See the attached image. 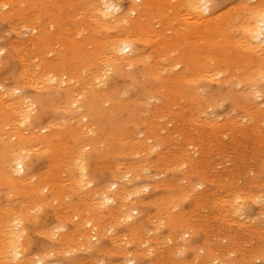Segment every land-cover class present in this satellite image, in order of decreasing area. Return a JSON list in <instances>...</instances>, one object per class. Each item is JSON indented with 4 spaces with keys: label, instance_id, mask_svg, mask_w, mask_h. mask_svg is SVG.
<instances>
[{
    "label": "bare ground",
    "instance_id": "1",
    "mask_svg": "<svg viewBox=\"0 0 264 264\" xmlns=\"http://www.w3.org/2000/svg\"><path fill=\"white\" fill-rule=\"evenodd\" d=\"M0 1H2V0H0ZM6 1H8V0H6ZM26 0H21V1H18V0H16V2H19V5H21V4H24V2H25ZM35 1V0H34ZM37 1V0H36ZM39 1V0H38ZM37 1V2H38ZM40 1H42V0H40ZM39 1V3L40 4H44V7L43 8H45L46 9V11L45 12H47V10H48V12L47 13H49V12H51L52 14V17H53V12L55 11V13H56V10H58V8H60V10L62 9V7H63V12H65L64 11V7H66L65 8V10H66V13H68L67 12V10L70 8V9H73L74 8V6H73V4L72 3H66V1H65V4L63 3V5H61V1L60 2H58L57 0V2H55V0L53 1V0H50V1H53V4H52V11H49V6L47 5V4H45L43 1L42 2H40ZM48 1V0H47ZM50 1H48V3H50ZM70 1V0H69ZM72 1V0H71ZM116 1V0H115ZM213 1L214 0H131L130 1V7H129V9L128 10H126V11H122L121 10V7H120V5H118L117 3H115L114 2V0H82V3H83V5H82V14L80 15L81 17L79 18V16H78V18H79V20L81 19L82 21L81 22H79V20H78V18H75V16H74V14L72 13V12H70V13H72V16L71 17H74V21L76 22L77 20H78V23H79V25H80V27L82 26L83 28H81L82 29V31H81V29L79 30V32H78V34L81 32L82 33V38L80 39V41L78 40V42H74L73 43V39H72V41H69L68 43H66V42H64V38L62 39V38H59V37H57V36H55V37H57V38H54V37H52L51 39H50V41H52V44H57L58 43V45L60 44V46H61V48L59 49V51H57L56 49L52 52L51 51V53H54L55 51V57L54 58H52L51 56H53L51 53V55L49 56L50 57V59H51V61H44V59H43V61L44 62H40L38 65L36 64V62H35V65H36V68L34 67V68H31L33 65H31V67H30V64L31 63H27V66L28 67H24V69H22L23 70V72H22V82L21 83H19L18 82V84L16 83L17 81H20L19 80V78H18V80H16V82H14V83H16V84H14V85H16L15 87H11V88H5V86H1L0 85V89L2 90L1 92H0V187H4V188H6V189H11V188H13L12 190H17V188H15V187H17L18 186V184L20 183V184H23V185H25L27 188H24V190L23 189H21V190H18V191H20L19 193L20 194H22L23 192H26V195L29 197V199L31 200V195H39L40 194V196H38V198H40L39 200H38V198H35L34 196H32L34 199H37L38 200V202H37V204H35L34 206H36V207H31L32 209L31 210H34V208H37V206L39 207V202L41 201V204H44L45 205V207L44 208H46V204L47 205H49L51 202H52V200L54 201V200H57V202H58V200L59 199H57L58 197H59V194H61V192H62V190L60 191V189H58L60 186H59V184L58 183H55L54 181H55V179H56V177H60L61 176V174L62 173H64L63 171H64V169L65 168H67V169H65V170H68L69 168H70V166H73L74 164H75V167L73 168V167H71V169L72 170H70L69 169V174H67V175H72V174H74L75 173V171H77L78 173L77 174H75V176H76V179H71L70 177H69V180L71 179V180H73L74 182L73 183H76L77 184V186L80 188V190H81V188H83V187H85L86 185H91L90 184V182L88 181V174L86 173V170H87V168H88V165H85V167L87 166V168L85 169V167H84V164H85V162L83 161L84 160V158H83V160H82V157H78L77 155H80V152L82 153L83 152V154H81L82 156L84 155V153H86V152H84V151H86V149H89L90 147H92V148H95L94 149V151H96V153H98V156H100V158H101V156L103 157L104 156V154L106 155V153H107V148H110L111 149V147H114V149L115 148H117V147H115L114 145H116V144H114L113 145V142H112V144L111 145H109V144H106V141L103 139L104 137L103 136H105V134H107L108 136H110V137H112V138H117V140H120V141H118V142H125V135L123 134V132L124 131H127V130H124V129H122V130H124V131H122L121 130V128H127L128 126H130V125H128L127 127H122L121 125L119 126V129H117L116 130V128H115V126H116V124H117V119L116 118H118L117 116H121V115H125L127 118H129V120L130 119H132V121H131V123H132V125H133V122H134V124H135V126L137 127V128H133L134 130L135 129H138L139 128V125L140 124H136V120H137V122L140 120L141 121V119H139V118H136L137 117V115H138V112H136V111H138L137 109L139 108V107H141V108H139V110L140 109H142V108H144L145 107V105L144 104H141V102L138 100L137 102H134V106L133 107H136L137 109H135V110H133L132 108H131V106L133 105V104H131L132 102L131 101H127V102H124V103H126V105L124 106V107H121V108H119V109H113V106H111V108L109 107H106V104L108 103V102H110V100H113V99H115V91H110V89L109 90H106V88H105V84H107V83H105L106 82V80H107V78H110V76H109V74L111 75V77H113V76H115V75H117V74H119V73H123L125 70H126V68H127V70L128 69H131V68H134V67H137V66H139L140 68V76H139V79H140V77L142 78V81H144L145 83H137L138 85H141V87H143L144 88V91H145V93H147L148 95L150 94H152V97H153V95H159V96H162V97H164L165 99H167V100H170L172 97H175V98H178V96H179V98L178 99H180V100H178V102L179 101H182L181 99H182V95H184V94H186V95H188V97H191V104L194 102V104H192V105H197V109L199 108V107H201V106H203V105H201L202 103H203V101H206V100H210L212 97H213V99H214V97L216 96V95H213V94H210L209 93V89H208V87L206 86V84H207V79H204L205 81H206V83L204 84L206 87H203L202 89L204 90V92H202L204 95H202V94H200L199 92H198V90H200L199 89V86H198V79L200 78H202V76L204 77L205 76V74H206V69L208 68V66L209 67H211V70L213 69L214 70V68H212V67H217L216 65L214 66V64H212V63H214L212 60V62L211 61H209L208 59L209 58H211V57H213V59H214V57H216V59H214V60H217V62L220 60L219 58L220 57H222L221 56V53H223L226 57H227V55H229V57L226 59V64H225V58L224 57H222V60H223V62H222V60H220L221 62H222V64H225V66H227V64L229 65V61H230V59L229 58H233L234 57V59L236 58L235 57V55L237 56L238 54H240V56L242 57V60L241 61H243V63H244V66L246 65H249L248 67H249V72L251 73V75H252V71H251V69L253 70V74H254V72H255V74L256 73H258V75L260 74V76H261V74L262 73H264V44H262V41H264V35H255V34H257V33H260L261 32V28H260V17H259V13H260V11H261V8L262 7H264V0H260L259 2H256V4H254L255 2L254 1H252V0H245V1H243V2H241L240 4H238L237 5V7L235 6V10H233L234 11V13H235V18H233V15L231 14V16L230 15H224V14H226L227 12H229L228 10H230V9H227L226 8V10L225 11H227V12H225V13H222V14H220V12L219 13H215L214 11H213V9H212V3H213ZM46 2V1H45ZM55 2V3H54ZM64 2V1H63ZM1 3V2H0ZM28 3V2H27ZM39 3H37V4H39ZM253 3V4H252ZM1 4H3V6H4V9H5V7H7V6H9V8H10V6H11V8L13 7L12 5H10L11 3L10 2H5V0H4V2H2ZM0 4V6L2 7V5ZM13 4H18V3H13ZM207 5L208 6V8H207V11H204L203 10V8H202V6L203 5ZM30 5H31V3H30ZM26 5H22V8H24ZM78 6V5H77ZM109 6H111V7H109ZM21 7V6H20ZM26 8V7H25ZM230 8V7H229ZM234 8V7H233ZM3 9V10H4ZM7 9V8H6ZM6 9H5V11H6ZM37 9V8H36ZM9 9H7V11H8ZM11 10H13V9H11ZM9 11V16H10V18H9V20L11 19V18H14L17 14H15L13 11H15V10H13V11ZM60 10H58V11H60ZM1 11H2V9H1ZM31 11H32V8H31ZM33 11H35V7L33 8ZM3 12V11H2ZM24 12H27V11H24ZM36 12L37 11H35V14H36ZM38 12L40 13V11L38 10ZM78 12V11H77ZM222 12V11H221ZM28 13V12H27ZM31 13V12H30ZM60 13H61V11H60ZM59 13V14H60ZM75 13V12H74ZM132 13H135V15H132ZM231 13H233V12H231ZM22 15H23V11H22V13H21ZM21 14H19L20 15V17L22 16ZM41 14H46V13H44L43 11L41 12ZM41 14H39L40 16H43V15H41ZM77 14V13H76ZM80 14V13H79ZM219 14V15H218ZM7 15L8 14H6V17H7ZM33 14L31 13V16H32ZM38 15V14H37ZM37 15H33V17L32 18H36L35 16H37ZM67 16H68V14H66ZM18 16V15H17ZM16 16V17H17ZM38 17V18H36L35 20L33 19V21L31 22V23H33L34 21H35V23H39L40 21V19H41V17ZM45 16H47V14L45 15ZM49 17H51L50 16V13H49V15H48ZM226 16H228V17H226ZM29 17V16H28ZM233 19H232V18ZM8 18V17H7ZM7 18H5V19H7ZM18 18H19V16H18ZM22 18V17H21ZM26 18V17H25ZM59 18V17H58ZM62 18V17H61ZM69 18V17H68ZM20 19V18H19ZM23 19H24V17H23ZM50 19H52V21L55 19H53V18H50ZM27 20H28V18H27ZM30 20V19H29ZM56 20V19H55ZM8 21V20H7ZM68 21V20H67ZM72 21V20H71ZM125 21H127V23H125ZM186 22L188 25L186 26V25H183L184 24V22ZM20 22H21V20H20ZM19 22V23H20ZM51 22V20L49 21V23ZM75 22H74V24H75ZM235 22H237V23H235ZM17 23V22H16ZM18 23V24H19ZM21 23H23V22H21ZM78 23H77V25H78ZM82 23V24H81ZM185 23V24H186ZM29 24V23H28ZM34 24V23H33ZM37 24H34L35 26H37ZM47 24V23H46ZM51 25H52V22L50 23ZM58 24V23H57ZM17 25V24H16ZM27 25V24H26ZM34 25H32V26H34ZM181 25H182V27H185L186 26V31H182V28H181ZM18 26H21L20 24L18 25ZM31 26V25H30ZM31 26V27H32ZM45 25H43V27H44ZM47 26H49V24L47 25ZM53 26V25H52ZM57 26V25H56ZM23 27V26H22ZM22 27L20 28V31L22 30ZM25 27V26H24ZM51 27V26H50ZM157 27L158 28H160V29H157ZM17 29H19L18 27H16ZM26 29H28V28H26L25 27V31L27 32L28 30H26ZM39 29L40 28H38V27H34V28H32V29H29V30H31V33H32V35H31V33H30V35H31V37L32 38H30V39H32V41L31 40H29V38H28V36L26 37V38H28V40L30 41L29 43H33L32 44V46L34 45V51L36 52V54H39V55H46L45 54V51H47L48 52V50H46L47 49V44L45 45L44 44V42H43V40L42 39H36V37H34V33H38L39 32ZM68 28H66V30H67ZM184 29V28H183ZM40 30H43L42 28L40 29ZM66 30H65V32L64 31H62V33H63V35L65 34L66 35ZM19 30H18V32H20ZM44 32H45V30H43ZM47 31H49V30H47ZM51 31V30H50ZM55 31V30H54ZM76 31V30H75ZM15 32H17V31H15ZM24 32V30L22 31V33ZM43 32V33H44ZM51 32H53V31H51ZM11 33H14V31L13 32H11ZM10 33V34H11ZM237 33H238V35H237ZM15 34H17V33H15ZM48 34H49V32H48ZM70 34V33H69ZM9 35V34H8ZM19 35H20V33H19ZM24 35V34H23ZM44 35V34H43ZM46 35V34H45ZM63 35L61 34V36L63 37ZM21 36V35H20ZM50 36H52L51 34H50ZM44 37V36H43ZM69 37V36H68ZM21 38H22V36H21ZM34 38H35V40H34ZM38 38V37H37ZM39 38H42V37H39ZM67 38V37H66ZM70 38V37H69ZM25 39V38H24ZM3 40V39H2ZM5 40V39H4ZM16 40V39H15ZM20 40H23V39H20ZM49 40V39H48ZM16 41H18V40H16ZM77 41V40H76ZM200 41H203V43L205 44V46H207L206 48L203 46L204 44L203 43H200L199 44V42ZM20 42V41H19ZM25 42H26V39H25ZM12 43V42H11ZM10 43V44H11ZM14 43V42H13ZM21 43V42H20ZM18 44V43H17ZM201 44H202V48L200 47L201 46ZM150 46L151 47V49H152V51H151V49H150V51H148V52H150V54L147 52H145L144 50H142V49H140V46H142V47H145V46ZM200 45V46H199ZM12 46H14L13 44H12ZM11 46V47H12ZM22 46V45H21ZM20 46V47H21ZM31 45L29 44V47H30ZM51 46V45H50ZM125 46H127V50H125ZM208 46H209V48H208ZM10 47V46H9ZM16 47V46H15ZM197 47L199 48L200 47V49H197ZM204 48H205V51L206 50H209V52L207 51V53L205 52V51H203L204 50ZM208 48V49H207ZM232 48V49H231ZM234 48H238L237 50H238V52H240V53H238V52H236V54L235 53H232V51H233V49ZM1 49H2V47L0 48V51H1ZM4 49H7V48H4ZM30 49H31V47H30ZM230 49L232 50L231 51V53L233 54L231 57H230V55H231V53H229L230 52ZM240 49V50H239ZM53 50V49H52ZM235 50V49H234ZM2 51H3V49H2ZM8 51V50H7ZM21 51V50H20ZM202 51L204 52V53H206V54H203L202 53ZM23 52V51H22ZM33 52V51H32ZM244 52V53H243ZM9 53V52H8ZM154 53L155 54H157V56L155 57V55H154ZM241 53H243V54H241ZM3 54H5V53H3ZM2 54V55H3ZM19 54H21V52L19 53ZM23 54V53H22ZM21 54V55H22ZM25 54H26V52H25ZM25 54H23L24 56H25V58H26V55ZM235 54V55H234ZM254 54H256V56H257V58H256V60H255V57H254ZM18 55V54H17ZM28 55H30V54H28ZM31 55H33L32 53H31ZM38 55V56H39ZM49 55V54H48ZM217 55H220V57L218 58L217 57ZM249 55H253V57H250ZM1 56V55H0ZM10 56H12V54L10 55ZM37 56V57H38ZM17 57V56H16ZM20 57V58H19ZM21 57L22 56H18V60H20L21 61V63H24V61L23 60H21ZM30 58H31V56H29ZM33 57V56H32ZM37 57H36V59H37ZM47 57V56H46ZM245 57V58H244ZM250 57V58H249ZM10 58V57H9ZM14 58V57H13ZM34 58V57H33ZM43 58H45V56H43ZM218 58V59H217ZM231 58V59H232ZM237 58H240L239 56H237ZM252 58H254V60L252 59ZM39 59H40V57H39ZM38 59V60H39ZM233 59V60H234ZM244 59L245 60H247L246 61V64H245V61H244ZM31 60V59H30ZM34 60V59H33ZM41 60H42V58H41ZM228 60V61H227ZM237 59H235V61H236ZM239 60V59H238ZM253 60V61H252ZM23 61V62H22ZM241 61H239V63H241ZM249 61V62H248ZM28 62V61H27ZM33 62V61H32ZM39 62V61H38ZM210 62V63H209ZM238 61H236L235 63H234V65H236V63H237ZM1 63V62H0ZM26 63V62H25ZM220 63V62H219ZM231 63V62H230ZM238 63V64H239ZM33 64H34V62H33ZM209 64H212V65H209ZM217 64V63H216ZM233 64V63H232ZM23 65V64H22ZM21 65V66H22ZM218 65V64H217ZM240 65V64H239ZM222 66H224V65H222ZM250 66H252L251 67V69H250ZM227 67H229L230 68V66H227ZM226 67V68H227ZM23 68V67H22ZM177 68H181V70H179V71H176V69ZM229 68H227V70L229 69ZM222 69H223V67H222ZM236 69L240 72V70H242L241 68L239 69V68H237L236 67ZM233 70L232 69V72H234V71H237V70ZM244 69V68H243ZM246 69H248L247 67H246ZM126 70V74H127V72H129V70L127 71ZM178 70V69H177ZM227 70H225V67H224V69H223V71H222V74H223V72H224V74H225V72L227 71ZM231 71V70H230ZM229 71V72H230ZM166 73V75H164L165 73ZM228 72V71H227ZM228 72V73H229ZM249 72L247 71V70H245L244 71V74H243V77L242 78H240V80L238 81V82H240V84H237L236 82H237V80H236V82H233V83H236L237 85H244V87L246 88V89H242V92H243V90L245 91V90H247V89H249L250 90V94H252V98L255 96V98H257V97H259V96H263V94H264V92H263V94L261 95V91L259 90V88H258V82H259V77H258V75H256V77H254L255 79H258L257 81L256 80H254V78H251V77H253V75L251 76L250 74H249ZM125 73V72H124ZM134 73V72H133ZM164 73V74H163ZM213 74L215 73L216 74V72H212ZM221 74V71L220 72H217V75L218 74ZM227 73V74H228ZM135 74V73H134ZM136 74H138L139 75V73H136ZM136 74L135 75H133V77L135 78V76H136ZM212 74V75H213ZM214 74V76H216L215 78H217L218 79V77H217V75H215ZM227 74H225V75H227ZM230 74V73H229ZM232 74H234V73H232ZM237 74H238V72H237ZM236 74V75H237ZM20 75H21V73H20ZM132 74H128V76L131 78L132 76H131ZM138 75L136 76V77H138ZM207 75H209V74H206V76ZM109 76V77H108ZM124 76H125V74H124ZM127 76V77H128ZM205 76V77H206ZM210 77H214V76H211V75H209ZM208 76V79L210 78ZM230 76L231 77H233V79H231V78H229L228 76V78L230 79V82L229 83H231V80L232 81H235L234 80V78L236 77L235 75H231L230 74ZM11 78H12V76H10ZM9 77V78H10ZM132 77V78H133ZM207 78V77H206ZM215 78H212V79H210L211 81H213V79H215ZM221 78H222V76H221ZM1 79H2V77H1ZM4 79V78H3ZM106 79V80H105ZM238 79V78H237ZM5 80V79H4ZM8 81L10 80L11 81V79H7ZM202 80H203V78H202ZM201 80V81H202ZM220 80V83H222V84H225V83H223L222 81L223 80H225V77H224V79L222 80V79H219ZM110 81V80H109ZM141 81V82H142ZM209 81V80H208ZM215 81V80H214ZM213 81V83H215ZM218 81V80H217ZM216 81V82H217ZM226 81H227V79H226ZM229 81V80H228ZM228 81L226 82V83H228ZM263 81V80H262ZM120 82H122V80H120ZM140 82V81H139ZM109 83V82H108ZM218 83V82H217ZM120 84V83H119ZM117 84L118 86H125L124 84L122 85V84ZM116 85V86H117ZM226 85V84H225ZM231 85V84H230ZM235 84H233V86H234ZM237 85H236V87H237ZM127 86V85H126ZM134 86V85H133ZM132 86V87H133ZM148 86H150V88H151V90H148L147 88H148ZM131 87V88H132ZM135 87L136 86H134L133 87V89H135ZM236 87H235V89L234 90H236ZM27 88H32V89H34L35 91H37L38 92V94H35V95H33L32 96V94L30 95V94H28L29 96H25V94H23L25 91L24 90H26ZM109 88V87H108ZM107 88V89H108ZM126 87H124V89H125ZM127 88H130V86L129 87H127ZM201 88V87H200ZM231 88H232V86H231ZM238 88V87H237ZM119 89H122V88H118V91H119ZM238 89H240V88H238ZM238 89L236 90V91H238ZM127 90V89H126ZM126 90H123V91H126ZM202 90V91H203ZM248 90V91H249ZM230 91V90H229ZM262 91H264V90H262ZM129 92H132V91H128L127 90V93L129 94ZM220 91H218V92H216V93H218L217 94V97H218V95L220 94L219 93ZM228 92V91H227ZM235 92V91H234ZM125 93V92H124ZM239 93H240V91H239ZM247 93H249V92H246L245 91V94H247ZM34 94V93H33ZM224 94V93H223ZM236 94L239 96L240 94H238L237 92H236ZM121 95V94H120ZM122 95H124V94H122ZM138 95V94H137ZM222 95V94H221ZM220 95V96H221ZM230 94L229 93H227V94H225V96H223V97H226V96H229ZM243 95V94H242ZM249 95V94H248ZM181 96V97H180ZM185 96V95H184ZM124 97H126V99H128V96H124ZM134 97H136V96H134ZM149 97H151V96H149ZM185 97H187V96H185ZM184 97V98H185ZM241 97V96H240ZM251 97V96H250ZM117 98V97H116ZM120 98V97H119ZM119 98H118V100H119ZM122 98H123V96H122ZM131 98V97H130ZM154 98V97H153ZM153 98H152V101H153ZM183 98V101L185 100ZM222 98V97H221ZM228 98V97H227ZM254 98V99H255ZM262 98V97H261ZM260 98V99H261ZM141 99V98H140ZM154 99H156V98H154ZM213 99H211V101L213 100ZM219 99V98H218ZM217 99V100H218ZM116 100V99H115ZM123 100H124V98H123ZM131 100H133V96H132V99ZM156 100H158L159 101V99H156ZM221 100H225V99H221ZM227 101H228V99H226ZM233 100V99H232ZM235 100V99H234ZM241 100H243V98L241 97ZM256 100V99H255ZM257 100H259V99H257ZM256 100V101H257ZM126 101V100H125ZM135 101V100H134ZM183 101H182V103H183ZM185 101H187V100H185ZM216 101V100H215ZM214 101V102H215ZM236 101H240V100H236ZM247 101V100H246ZM246 101H244V102H246ZM148 102V101H147ZM172 102H174V101H172ZM176 102H177V100H176ZM175 102V103H176ZM209 102V101H208ZM208 102H206L207 104H208ZM218 103H219V101H217ZM216 102V103H217ZM222 102H224V101H222ZM226 102V101H225ZM235 102V101H234ZM112 103V102H111ZM160 103H162V102H160ZM210 103V102H209ZM216 103H214V104H216ZM220 103H221V101H220ZM219 103V104H220ZM249 102H247V105H249L248 104ZM258 103V102H257ZM150 104H152V102L150 103ZM158 104V103H157ZM184 104V103H183ZM183 104H181L180 103V105H182V106H187V104L186 105H183ZM210 104H212V103H210ZM219 104H216V105H219ZM223 104V103H222ZM234 104V103H233ZM236 104V103H235ZM238 104V107H243V106H246L247 107V105H245V103L243 104L242 102H241V104H243V106H240L239 105V102L237 103ZM251 104H254V103H251ZM260 104H261V102H260ZM262 104H264V102L262 103ZM108 105V104H107ZM112 105V104H111ZM142 105H144V107L142 106ZM148 105V104H147ZM146 105V106H147ZM162 105V104H161ZM173 105V104H172ZM176 106H180L179 105V103H178V105L177 104H175ZM256 105V104H255ZM47 106V107H46ZM109 106H110V104H109ZM149 106V105H148ZM152 106V105H151ZM157 106V105H156ZM159 106V105H158ZM182 106H181V110H184L185 111V109H182ZM213 106V105H212ZM212 106L210 105V107L212 108ZM221 106H223V105H221ZM251 106H254V105H251ZM250 105L248 106V108L249 107H251ZM259 106V105H258ZM257 105H256V108H259ZM264 106V105H263ZM119 107V106H118ZM168 107V106H167ZM183 107V108H184ZM187 107H189V106H187ZM192 107V106H191ZM207 106H204L203 108H206ZM209 107V106H208ZM237 107V108H238ZM116 108V107H115ZM168 108H170V110H172L171 108H173V106L172 107H168ZM176 108V107H175ZM175 108H173V110H174V112H175ZM218 108V107H217ZM216 108V109H217ZM221 108V107H220ZM252 108V107H251ZM255 108V109H256ZM261 108H262V106H261ZM264 108V107H263ZM47 109H49V110H53L54 111V113H56L57 115H60L59 117L61 118H63L62 120H63V123H60L59 124V122L61 121H58V124H50L49 123V125L48 126H46V127H44V128H37L36 127V125H35V120H39L38 118H39V115H41L42 113L44 114V110H46L47 111ZM146 108H144L143 109V111L145 110ZM166 109V108H165ZM164 109V110H165ZM196 108H191V110L189 109V111H191V113L190 114H188L189 113V111H185V112H188L187 114L188 115H194V114H196L197 112H195V111H198V113L196 114V116L199 114V109L198 110H195ZM208 109V108H207ZM206 109V110H207ZM219 109V108H218ZM254 109V108H253ZM255 109H254V111H255ZM260 109V108H259ZM48 110V111H49ZM148 110V109H147ZM146 110V113L148 112V113H150V111L148 110L147 111ZM162 109L159 107V108H157V112L159 113L160 111H161ZM167 110V109H166ZM165 110V113L166 112H169V111H166ZM173 110L171 111V112H173ZM178 110H180V109H178V107H177V110L176 111H178ZM192 110H194V112L192 111ZM209 110V109H208ZM215 110V109H214ZM242 110H244V109H242ZM246 110V109H245ZM248 110V109H247ZM246 110V111H247ZM249 110L250 111H248L249 113H251L252 111H251V109L249 108ZM163 111V110H162ZM204 111V110H203ZM231 111H233V114H234V116H235V113H234V109L232 110L231 109ZM263 111V110H262ZM261 110L259 111L260 113L262 112ZM36 112H39L38 114L36 113ZM145 112V111H144ZM143 112V113H144ZM170 112V113H171ZM180 113L179 114H181L180 115V117H183L184 115H187L186 113L184 114V113H182V111H179ZM205 112V111H204ZM203 112V113H204ZM264 112V111H263ZM50 113V112H49ZM145 113V114H146ZM161 113H163V112H161ZM193 113V114H192ZM200 113H202L201 112V110H200ZM202 113V116L204 115V116H208V114H206V113H204L203 114ZM231 114H232V112H230ZM246 113V112H245ZM35 114H37L38 115V117H35ZM52 115H53V113H51ZM143 115L142 117L144 118V117H147L146 115ZM166 114H168V113H166ZM182 114H184L183 116H182ZM214 114V113H213ZM232 114V115H233ZM264 114V113H263ZM141 115L142 114H140V115H138V116H140V118H141ZM150 115V114H149ZM229 115V114H228ZM231 115V116H232ZM243 115V114H242ZM255 115V114H254ZM259 115H261V114H259ZM42 116H44V115H42ZM46 116H48V115H46ZM45 116V117H46ZM124 116V117H125ZM158 117H159V115H157ZM163 116H164V114H163ZM162 115H160V118L161 117H163ZM166 116V115H165ZM199 116H201V115H198L197 117H199ZM201 116V117H202ZM211 116H213V115H211ZM211 116L209 115L208 116V119H207V122H208V126H207V128L209 127V126H211L209 123L211 122V124L214 122V124L216 125V124H218V123H215V121L214 120H218L219 119V117H216V115H215V119L213 118V120H211L210 118H211ZM262 116V115H261ZM260 116V117H261ZM264 116V115H263ZM124 117H123V119H124ZM158 117H157V119H158ZM167 117H168V115H167ZM174 117V116H173ZM178 117H179V115H178ZM179 117V118H180ZM195 117V116H194ZM194 117H192L193 119H194V121L195 120H197V119H195ZM200 117V118H201ZM210 117V118H209ZM225 117V116H224ZM237 117V116H236ZM239 117L240 118H242L240 115H239ZM248 117V116H247ZM251 117V116H250ZM253 117V116H252ZM51 118V117H50ZM165 119H166V117H164ZM169 118V117H168ZM167 118V119H168ZM179 118H177V116H176V119L178 120ZM185 118H187V117H185ZM185 118H183L184 120H187V119H192L191 117H189V118H187V119H185ZM203 118H207V117H203ZM218 118V119H217ZM232 118V117H231ZM245 117H243V119H244ZM49 119V118H48ZM48 119H46V120H48ZM52 119V118H51ZM122 119V118H121ZM122 119V120H123ZM170 119V118H169ZM192 119V120H193ZM220 119H222V118H220ZM219 119V120H220ZM225 119V118H224ZM232 119H234V117L232 118ZM231 119V120H232ZM235 119H237V118H235ZM235 119H234V121H228V122H226V123H230V122H232V123H236L239 119H237V121H235ZM246 119V118H245ZM245 119L244 120H239L238 122L241 124V122L242 121H245ZM256 119V118H255ZM151 120V119H150ZM149 119H145L144 120V122L145 123H143V124H145L146 125V123L148 124V122L150 121ZM159 120H163V118H161V119H159ZM172 120H175V119H172ZM171 120V121H172ZM177 120H176V122H177ZM180 120V119H179ZM192 120H189V121H191V124H193V122H192ZM206 120V119H205ZM208 120H211V121H208ZM223 120V119H222ZM225 120H227V119H225ZM43 121H45L44 119H42V122ZM52 121V120H51ZM57 121V120H56ZM125 121L126 120H124V124H125ZM128 121V120H127ZM143 121V120H142ZM169 121V120H168ZM200 121H202V123H203V119L202 120H200ZM247 121H249V120H247ZM253 121H255V120H253ZM46 122V121H45ZM47 122H49V121H47ZM46 122V123H47ZM54 122V121H53ZM62 122V121H61ZM83 122L84 123H86L85 125L83 124ZM150 122H156V120L155 119H153V120H151ZM149 122V123H150ZM173 122V121H172ZM181 122H182V120H181ZM217 122H219V121H217ZM121 124H122V122H120ZM119 123V124H120ZM139 123V122H138ZM162 123H165V122H162ZM168 123H171L170 121L169 122H167L166 123V125H168ZM197 123H201V122H197ZM219 123H222V121H220ZM224 123V122H223ZM225 123V124H226ZM235 123H234V125H235ZM239 123H236V125L237 124H239ZM245 123V122H244ZM253 123V122H252ZM257 123H258V121H257ZM257 123H253L254 124V126H256L255 124H257ZM261 123V124H260ZM263 122L262 121H260L259 123H258V125H264V124H262ZM44 124V123H43ZM48 124V123H47ZM150 124H153V123H150ZM149 124V125H150ZM156 124V123H155ZM161 124V123H160ZM184 124H186V121H185V123ZM183 124V125H184ZM204 125L206 124L207 125V123L205 122V123H203ZM123 125V124H122ZM145 125H141L140 127H142V126H145ZM157 125H159L158 123L156 124V126ZM193 125H195V123L193 124ZM202 125V124H201ZM201 125H196V126H200L201 127ZM204 125H203V127H204ZM219 125V124H218ZM232 125V124H231ZM233 125V126H234ZM126 126V125H125ZM189 126V125H188ZM187 126V127H188ZM195 126V127H196ZM213 126V125H212ZM220 126V125H219ZM225 126V125H224ZM226 126H227V124H226ZM225 126V127H226ZM260 126V127H261ZM158 127V126H157ZM157 127H155L156 129H157ZM186 127V126H185ZM190 128H192V127H194V126H192V125H190L189 126ZM221 127V126H220ZM259 126H258V128H260ZM129 128V127H128ZM152 128V127H151ZM161 128H163V126L162 127H160V128H158L157 130H160ZM164 128H167L166 126L164 127ZM189 128V129H190ZM196 128H198V127H196ZM253 128V127H252ZM257 128V129H258ZM264 128V127H263ZM89 129V130H88ZM130 130L132 129V128H129ZM150 129V128H149ZM148 129V130H149ZM155 129V130H156ZM186 129V128H185ZM193 129V128H192ZM210 129V128H209ZM212 129V128H211ZM221 129V128H220ZM223 129V128H222ZM88 130V131H87ZM151 130H153L154 131V128L153 129H151ZM162 130V129H161ZM167 130H169V128L167 129ZM191 130V129H190ZM225 129H223L222 131H224ZM246 130H248V129H246ZM249 130H250V127H249ZM108 131H110L109 133H107ZM115 131H117V134H116V132ZM137 131V130H136ZM139 131V130H138ZM137 131V132H138ZM143 131V130H142ZM146 131V130H145ZM144 131V132H145ZM165 131V130H164ZM163 130H162V132H164ZM175 131H177V130H175ZM180 131H182V129L180 130ZM207 131V130H206ZM217 131V130H216ZM228 131V130H227ZM231 131V130H230ZM264 130H262V132H263ZM93 133L92 135H90V133ZM134 132V131H133ZM133 132H132V135H130L131 137L133 136ZM144 132H142V133H144ZM147 132V131H146ZM145 132V133H146ZM155 132V131H154ZM154 132H153V134H154ZM168 132V131H167ZM166 132V133H167ZM174 132V131H173ZM172 131H171V134L170 135H172V133H173ZM184 131H182L181 133H183ZM186 132H189V131H186ZM211 132V131H210ZM215 132V131H214ZM225 132V131H224ZM224 132H223V134L222 135H224ZM232 132V131H231ZM234 132V131H233ZM89 133V134H88ZM130 133V132H129ZM129 133H126L127 134V136H128V134ZM155 133H157V132H155ZM158 133H159V131H158ZM158 133L156 134V135H158ZM135 134V133H134ZM152 134V137L154 138V135ZM179 134V133H178ZM218 135H219V133H217ZM216 134V135H217ZM137 135V134H136ZM135 135V136H136ZM142 135L143 134H141V137H142ZM145 135V134H144ZM156 135H155V138L154 139H157L156 138ZM159 135H161V132L159 133ZM168 135V134H167ZM214 135V134H213ZM212 134L210 135V136H213ZM222 135H220V137L222 136ZM258 135V134H257ZM135 136H133L134 138H135ZM137 136H139V135H137ZM149 136H151V134L149 133ZM162 136V135H161ZM160 136V137H161ZM163 136H164V134H163ZM206 136V135H205ZM256 136V135H255ZM258 136H262L261 134L260 135H258ZM106 137V136H105ZM144 137H147L146 135L144 136ZM159 137V138H160ZM174 137H178V135L177 136H175L174 135ZM174 137L172 136V138L174 139ZM180 137V136H179ZM187 137V136H186ZM192 137H193V135H192ZM196 137V136H195ZM201 137V136H200ZM199 136L197 137V138H200ZM251 137V136H250ZM134 138H132V139H134ZM138 138V137H137ZM140 138V137H139ZM168 138V136L167 137H165L164 136V139H167ZM170 138H171V136H170ZM171 138V139H172ZM181 138V137H180ZM180 138H178L179 140H180ZM189 138V137H188ZM213 140L215 139L214 137H211ZM222 138V137H221ZM220 138V139H221ZM254 138V137H253ZM141 139V138H140ZM150 139V138H149ZM170 139V141L171 142H173L172 140ZM183 139V138H182ZM185 139V138H184ZM219 139V138H218ZM68 140V141H67ZM71 141V143H72V145H70V141ZM128 140V142L130 143V141H129V139H127ZM138 140V139H137ZM142 140V139H141ZM145 142H146V140L145 139H143ZM142 140V141H143ZM151 140H153V139H151ZM150 140V141H151ZM163 140V139H162ZM179 140H178V142H179ZM203 140V139H202ZM205 140V139H204ZM204 140H203V142H204ZM252 140V139H251ZM73 141V142H72ZM108 141V143H110L109 142V140H107ZM135 141V140H134ZM143 141V142H144ZM174 141H176L175 139H174ZM182 141V140H181ZM187 141V140H186ZM199 141V140H198ZM212 141V140H211ZM211 141L209 142L210 144H211ZM115 142V141H114ZM127 142V141H126ZM133 142V141H132ZM131 142V143H132ZM135 142H137V141H135ZM142 142V143H143ZM148 142V141H147ZM146 142V143H147ZM152 142V141H151ZM150 142V143H151ZM164 142V141H163ZM182 142H184V141H182ZM181 142V143H182ZM195 142V141H194ZM196 142H197V140H196ZM213 142V141H212ZM254 142V141H253ZM116 143V142H115ZM140 143H141V141H140ZM141 143V144H142ZM153 143H154V141H153ZM155 143H157V142H155ZM167 143H169V142H167ZM175 143V142H174ZM173 143V144H174ZM202 143V142H201ZM209 143L207 144L208 146H209ZM120 143H118L116 146H118ZM126 144H128V143H126ZM126 144H122L124 147L123 148H125V146H126ZM145 143H143L142 145H144ZM149 144V143H148ZM213 144V143H212ZM211 144V145H212ZM108 145H109V147H108ZM113 145V146H112ZM122 145H120V147L122 146ZM129 145V144H128ZM131 145V144H130ZM135 145H136V143H135ZM140 145V144H139ZM139 145H136L137 146V148H138V146ZM154 145V144H153ZM165 145L167 146L168 144H166V141H165ZM164 145V146H165ZM175 145V144H174ZM184 145H185V143H184ZM191 145H193V144H191ZM196 145V144H195ZM194 145V146H195ZM206 145V144H205ZM111 146V147H110ZM155 146L157 147V146H159L158 144L156 145L155 144ZM169 146H170V143H169ZM169 146H167L168 147V150H169ZM182 146V145H181ZM194 146H190L189 144L187 145V146H185V147H191V149H192V151H187V154H192L193 152H194V154H192V156L190 155V157L192 158V157H195L194 155L196 154V152L198 153V151H196L197 150V148L196 147H198V145L195 147L196 148V150L194 151L193 150V147ZM119 147V146H118ZM134 146H131L130 148H132V152L134 151L135 152V148H133ZM143 147H145V146H143ZM147 147V146H146ZM154 147V146H153ZM153 147H150L151 148V151H153V150H156V147H154L155 149H153ZM166 147V148H167ZM171 147H174V146H171ZM176 147H180V145L179 146H177V144H176ZM205 146H203V148H204ZM41 148H44L43 149V153H45L48 157H49V159H50V162H51V165L50 164H48V165H50V166H52V168H51V170L49 171L50 172V174H51V178L50 179H48V177H45L46 176V174H48L45 170H44V172H43V174H42V172H41V174L43 175V177H45L46 179V182H44L43 181V177H42V175L41 174H36V173H34V171L30 168V165H29V155H28V152H30L32 149L33 150H35V149H37V150H39V149H41ZM140 148V147H139ZM159 148H161V146H159ZM184 148V147H183ZM183 148H179V149H183ZM194 148V149H195ZM113 149V148H112ZM128 148H126V150H127ZM148 149V148H147ZM153 149V150H152ZM177 149L178 148H176V151H177ZM190 149V148H189ZM93 151V149H90V151L89 150H87V152H92ZM129 150V149H128ZM127 150V151H128ZM144 150V149H143ZM150 150V149H149ZM167 150V149H166ZM170 150H172V149H170ZM185 150V149H184ZM199 151H200V149H198ZM40 152H41V150H39ZM39 151H37L38 153H39ZM78 152L79 154H77L76 155V157H74L73 155H75V152ZM115 151V150H114ZM125 151V150H124ZM123 151V154L122 155H124V156H127V155H125L124 152ZM138 151H140V150H138ZM138 151H136L137 153H140V152H138ZM142 151V150H141ZM150 151V152H151ZM164 151V150H163ZM163 151H161V152H163ZM33 152H35V151H33ZM36 152V153H37ZM76 152V153H77ZM116 152V151H115ZM114 152V153H115ZM133 152V153H134ZM145 152V151H144ZM143 151H142V153H144ZM149 151H147L146 150V152L145 153H147V154H149L148 153ZM155 151H153V153H151V154H156V153H154ZM168 152V151H167ZM169 152H171V151H169ZM175 152V151H174ZM179 152H181L180 150H179ZM183 152V151H182ZM184 152H186V151H184ZM192 152V153H191ZM36 154V155H40V154ZM132 153V154H133ZM172 153V152H171ZM201 153V152H200ZM119 154V153H118ZM127 154V153H126ZM128 154H129V152H128ZM141 154V153H140ZM140 154H138L137 156H139L140 157ZM150 154V155H151ZM161 154V153H160ZM181 154V153H180ZM186 154V153H185ZM89 155V153L87 154V155H84L83 157H85V156H88ZM144 155V154H143ZM164 155V154H163ZM162 155V156H163ZM167 155H168V153H167ZM166 155V156H167ZM173 155V154H172ZM71 156H73V159L72 160H76V161H78L77 163H73V165H71L72 164V161H71V163L70 162H68L69 163V165H66V159L69 157V159H71ZM107 156V155H106ZM113 156V155H112ZM121 156V155H120ZM129 156V155H128ZM133 156H136V154L135 155H133ZM162 156H160L159 155V157H162ZM171 156V155H170ZM198 156H200L199 154H198ZM110 157H111V155H110ZM113 157H116V156H113ZM164 157V156H163ZM176 157H180V155L179 156H175V157H173V159H175ZM32 157H30V159H31ZM38 158H40V157H38ZM109 157H106V159H108ZM141 158H143L142 156H141ZM185 157H182L181 156V159H184ZM195 158H197V157H195ZM33 159V158H32ZM35 159V158H34ZM67 160V161H70V160ZM98 159H99V157H98ZM105 159V158H104ZM111 159V158H110ZM114 159V158H113ZM145 158H143V160H144ZM166 159V158H165ZM164 159V160H165ZM181 159H179V160H181ZM186 159V158H185ZM188 159H190L189 157H188ZM193 159V158H192ZM191 159V160H192ZM263 159V158H262ZM36 160V159H35ZM103 160V159H102ZM160 160V159H159ZM158 160V161H159ZM163 160V161H164ZM178 160V159H177ZM211 160V159H210ZM65 161V162H64ZM75 161V162H76ZM88 161H91V160H87V162L86 163H90V162H88ZM96 161H98V160H96ZM100 161V160H99ZM112 160H110V162H111ZM114 161V160H113ZM115 161H116V159H115ZM157 161V163H159ZM161 161H162V158H161ZM160 161V162H161ZM170 161H172V159L170 160ZM175 161V160H174ZM173 161V162H174ZM49 162V163H50ZM92 162V161H91ZM107 162V161H106ZM109 162V161H108ZM109 162V163H110ZM118 162V161H117ZM116 162V163H117ZM129 162V161H128ZM140 162L142 163V161L140 160ZM139 162V163H140ZM146 162V161H145ZM147 162H149V161H147ZM156 162V161H155ZM191 162V161H190ZM211 163H212V161H210ZM264 162V161H263ZM262 162V163H263ZM93 163H94V161H93ZM99 163H101V164H99L100 165V167H101V165L103 164L102 162H99ZM116 163H115V165H116ZM125 164H126V162H124ZM124 163H121V164H124ZM133 163H135V162H133ZM137 163V162H136ZM149 163H151L150 165H149V167H151V165L153 164L152 163V161L151 162H149ZM149 163H146V164H149ZM157 163L156 164H153V165H155L154 167H156L157 166ZM170 163V162H169ZM172 163V162H171ZM192 163V162H191ZM210 163V164H211ZM114 163H112V165H113ZM117 164H119V163H117ZM144 164V163H143ZM143 164L141 165V164H138V165H141V166H143ZM146 164H145V166H146ZM175 164V163H174ZM174 164H172V165H174ZM176 164H178V163H176ZM175 164V165H176ZM197 164V163H196ZM212 164H214V163H212ZM98 165V166H99ZM104 165H106V167H107V164H104ZM103 165V166H104ZM109 165V164H108ZM128 165H129V163H128ZM136 166H138L137 164H135ZM135 165L134 164H130L128 167H126V172L124 173V175L122 176V173H123V171H125L124 169V167L126 166H124V167H121V166H119L118 167V165L117 166H112V167H117L116 169H118L117 171L118 172H116L115 174V176L117 177L116 179V181H115V183H113V184H109V188H105V189H100L101 188V186H100V188L98 187L97 189H94V191H93V195L92 196H94V199L95 200H97L96 201V203H93L94 202V199L93 200H91V201H88V202H91V203H93L92 204V206H94V207H92V206H90V207H92V209H94V210H98V211H96L97 212V214L95 215V217H93V220H91L92 218L91 217H89V218H91V219H88V221L86 222V223H84L85 221H81L82 223H84V225L85 226H90V228L89 229H91L92 228V230H93V232H95L94 231V229L96 230V229H98L99 230V227H102L101 225V223H102V221L103 220H101L102 218H100V209H104V208H111V206H113V205H115V204H117V205H120V206H117V207H115V206H113V207H115L116 209H114V210H109V212H110V214L113 216V215H115V214H117V216L119 215L120 217L119 218H121V219H118V220H123V221H125V222H131L134 218H133V216H134V214H136V211H134V210H136L135 208H134V204L132 203V204H129L128 203V201L130 200H132V198L134 197V196H137V195H139L140 194V192L142 191V188H143V186H142V188L140 187H137V186H133L132 187V189L131 190H129L130 188H126L127 186H128V184H132L133 185V183L135 182V180L136 179H139V177L141 178V175L140 174H142V173H140L139 175L140 176H138V174H136L137 172H135L134 171V168H135ZM153 165H152V167H153ZM174 165V166H175ZM193 165V164H192ZM195 165V164H194ZM198 165V164H197ZM241 165V164H240ZM239 165V166H240ZM262 165H264V163L262 164ZM69 166V167H68ZM96 165H94V167H95ZM97 166V167H98ZM145 166L144 167H142V169L143 168H145ZM160 166V165H159ZM159 166H157L158 168H161L162 169V167H164L165 166V164H161V166L159 167ZM177 166V165H176ZM181 167H184V166H182V165H180ZM180 166H177V167H180ZM186 167H187V165H185ZM63 167H64V169H63ZM91 167V166H90ZM96 167V168H97ZM109 167H111V163H110V166ZM108 167V169H110ZM157 167H156V169H157ZM166 167L167 166H165V169H166ZM173 167V166H172ZM171 167V168H172ZM198 167V166H197ZM242 167V166H241ZM264 167V166H263ZM263 167H261V168H263ZM93 168V167H92ZM138 168H139V166H138ZM148 168V167H147ZM204 168H205V166H204ZM213 168V167H212ZM98 169V168H97ZM101 169H102V167H101ZM105 169V168H104ZM107 169V168H106ZM136 169V168H135ZM164 169V168H163ZM167 169L168 170H171L170 168H168L167 167ZM175 169V168H174ZM174 169H172L173 171H175ZM180 169V168H179ZM193 169V168H192ZM191 169V170H192ZM200 169V168H199ZM208 169V168H207ZM94 170H95V168H94ZM110 170H112V168L110 169ZM146 170V169H145ZM145 170H143V171H145ZM171 170V171H172ZM178 169H176V171H177ZM185 170H186V168H185ZM189 171V172H194V170H192V171ZM213 170V169H212ZM147 171V170H146ZM167 171V170H166ZM166 171H164V172H166ZM179 171V170H178ZM177 171V172H178ZM184 170H182V172H183ZM199 171V170H198ZM206 171V170H205ZM209 171H211V170H209ZM237 171V169H235V172ZM148 172V174H149V171H147ZM146 172V173H147ZM157 172H159V171H157ZM161 172H163V170H161ZM177 172H175V173H177ZM181 172V173H182ZM192 172V173H193ZM39 173H40V171H39ZM117 173H119V177H118V175H117ZM145 173V172H144ZM143 173V174H144ZM155 173H156V171H155ZM201 173V172H200ZM207 174H208V172H206ZM158 174V173H157ZM156 174V175H157ZM187 174V173H186ZM189 174L190 173H188V176H189ZM197 174V173H196ZM213 174V173H212ZM211 174V176H213ZM236 174H237V172H236ZM262 174H264V173H262ZM45 175V176H44ZM60 175V176H59ZM67 175H66V177H67ZM150 175V174H149ZM149 175L147 176V178L149 177ZM152 175H154V174H152L151 173V176ZM163 175H165V173L163 174ZM62 176H63V174H62ZM61 176V177H62ZM114 176V175H113ZM129 176H132L131 178H133L131 181H128V182H130V183H128L127 184V186H125V184H124V186H121V187H119V185H118V181L119 180H121L122 178H128ZM203 176V175H202ZM209 176V175H208ZM232 176V175H231ZM231 176H229V177H231ZM235 175H233V177H234ZM257 176V175H256ZM60 177V178H61ZM64 177H65V174H64ZM143 177V176H142ZM154 177V176H153ZM187 177V176H186ZM190 177V176H189ZM203 177H205V175L203 176ZM232 177V178H233ZM253 177V176H252ZM252 177H250V178H252ZM258 178H259V176H257ZM63 178V177H62ZM73 178H74V176H73ZM146 178V177H145ZM150 178V177H149ZM152 178V177H151ZM175 178V177H174ZM202 178V177H201ZM206 178V180L208 179V180H210L212 177H209V178H207V177H205ZM216 178V177H215ZM215 178L213 177L212 179H214L215 180ZM228 178V177H227ZM226 178V179H227ZM231 178V179H232ZM235 178H237V177H235ZM239 178V177H238ZM238 178L237 179H234V180H238ZM256 178V177H255ZM48 179V180H47ZM154 179H156V177L154 178ZM161 179H163V178H161ZM184 179V178H183ZM211 179V181H213ZM221 179V178H220ZM261 179V178H260ZM32 180H36V183H34L35 181H32ZM64 180V182H66L68 179H66V178H64L63 179ZM68 180V181H69ZM140 180V179H139ZM157 180V179H156ZM169 180V179H168ZM168 180H166V181H168ZM175 180V179H174ZM177 180V179H176ZM185 180V179H184ZM184 180H180V181H184ZM188 180H189V178H188ZM223 180V179H222ZM253 180H255V179H253ZM261 180H263V179H261ZM261 180H260V182L259 183H262L261 182ZM67 181V182H68ZM95 183H97V181H95V180H93ZM158 181V180H157ZM218 180L216 179V182H217ZM32 182V183H31ZM126 182V181H125ZM160 182H162V181H160ZM170 183H172V181L170 180L169 181ZM169 182H167L168 184H169ZM179 182V181H178ZM237 182V181H236ZM33 183H34V185H33ZM63 183V182H62ZM68 183H70V181L68 182ZM71 184V183H70ZM70 184H69V186H70ZM75 184V185H76ZM158 184H162V183H158ZM158 184L156 183V186L155 187H157L158 186ZM166 183L164 182V185H165ZM173 184H175L174 182H173ZM187 184V183H186ZM189 184V183H188ZM187 184V185H188ZM198 184H200V186L198 185ZM197 185V187L198 188H201V186H202V184L201 183H198ZM222 184V183H221ZM229 184V183H228ZM72 185V184H71ZM74 185V184H73ZM75 185L73 186V188L75 189L76 187H75ZM113 185H115V187H113ZM152 185V184H151ZM230 185H232V184H230ZM233 185H236V184H233ZM238 185V184H237ZM236 185V186H237ZM244 185V184H243ZM257 185V184H256ZM59 186V187H58ZM65 186V185H64ZM69 186H67L68 188H69ZM146 186V185H145ZM144 186V188L145 189H147V187H145ZM150 186V185H149ZM162 186H163V184H162ZM161 186V187H162ZM182 186V185H181ZM236 186L234 187V188H236ZM67 187H64L63 188V186H61V189L63 188V189H66ZM90 187H92V186H90ZM89 187V188H90ZM163 187H167V185L166 186H163ZM186 187V186H185ZM188 187L190 188V189H194V190H196V185H192V184H189L188 185ZM220 187V186H219ZM233 187V186H232ZM249 187V186H248ZM72 188V187H71ZM78 188V189H79ZM144 188H143V191H145L144 190ZM152 188V187H151ZM150 188V189H151ZM159 188V187H158ZM158 188H156V189H158ZM183 188V187H182ZM181 188V189H182ZM204 188V187H203ZM221 188V187H220ZM231 188V187H230ZM229 188V189H230ZM234 188H232V189H234ZM240 188V187H239ZM91 190H93L92 188H90ZM100 189V190H99ZM140 189H141V191H140ZM155 189V188H154ZM175 189H177V188H175ZM184 189V188H183ZM15 190V191H16ZM71 189H68L67 191H70ZM77 190V189H76ZM148 190V189H147ZM170 190V189H169ZM185 190H186V188H185ZM206 190V189H205ZM239 190V189H238ZM237 190V191H238ZM240 190H242L243 191V189H241L240 188ZM239 190V191H240ZM78 191V190H77ZM77 191H76V194H77ZM85 191V189L83 190V192ZM87 191V190H86ZM85 191V192H86ZM88 191H90V190H88ZM142 191V192H143ZM151 191V190H150ZM241 191V192H242ZM47 192V194L45 195L44 193H46ZM60 192V193H59ZM71 192V191H70ZM81 192V191H80ZM82 192V193H83ZM177 192H179V191H177ZM211 192V191H210ZM216 192H219V190H217ZM231 192V190L229 191L228 190V192H227V194H229ZM236 192V191H235ZM10 192H8L7 193V195H8V198H10L13 194V196L15 197V193H14V191H13V194H12V192L9 194ZM66 193V192H65ZM65 193H63V195H65L64 196V199H65V197H67V195L65 194ZM73 195L75 194V192H71ZM87 193V192H86ZM89 193V192H88ZM147 193V192H146ZM149 193V192H148ZM151 193V192H150ZM154 193V192H153ZM155 193H157V192H155ZM167 193V192H166ZM208 193V192H202V193H200L199 194V197L198 198H201L203 195H206V194ZM213 193H214V191H213ZM233 193H234V191H233ZM237 193V192H236ZM239 193V192H238ZM246 193H248V194H250V192H248V190H247V192L245 191L244 192V194H246ZM12 194V195H11ZM70 194V193H69ZM71 194V195H72ZM79 195H81L80 193H78ZM77 194V195H78ZM90 194V193H89ZM89 194H88V196H89ZM143 194V193H142ZM142 194H141V196H142ZM187 194V192H182L181 194H180V196L181 197H185V196H187L186 195ZM227 194L225 193L223 196L225 197V198H223L222 200H223V202H224V199H226V197L228 198V196H227ZM231 194V193H230ZM263 194V193H262ZM9 195H11L10 197H9ZM71 195H68L69 197H71ZM159 195H160V193H159ZM167 195V194H166ZM173 195V194H172ZM220 195V192L218 193V196ZM237 195V194H236ZM241 195H242V193H241ZM247 195V194H246ZM246 195H245V198H246ZM251 196H252V194H250ZM253 195H255L254 193H253ZM12 196V197H13ZM36 196V197H37ZM60 196H62V195H60ZM87 196V195H86ZM86 196H85V198H86ZM168 196V195H167ZM214 196H215V194H214ZM222 196V195H221ZM251 196H247V198L249 197V199L250 198H252ZM259 195H256V197H258ZM262 196V195H261ZM260 196V197H261ZM11 197V198H12ZM69 197H68V199H69ZM152 197V196H151ZM156 197H158V196H155V199H156ZM173 197V196H172ZM208 197V196H207ZM220 197V196H219ZM237 197H240V196H238L237 195ZM243 197H244V195H243ZM254 197V200H255V196H253ZM259 197V198H260ZM91 198V197H90ZM135 198V197H134ZM161 198H162V196H161ZM171 198V197H170ZM187 198V197H186ZM216 197H214V199H215ZM242 198V197H241ZM246 198V199H247ZM63 199V198H62ZM62 199H60V200H62ZM68 199H65L66 200V203H70L69 202V200ZM152 199V198H151ZM154 199V200H155ZM168 199V198H167ZM212 199H213V197H212ZM211 199V200H212ZM218 199V198H217ZM221 199V198H220ZM230 199V197L228 198V200ZM231 199H232V201H233V198L231 197ZM240 198H238L236 201H238ZM248 199V200H249ZM253 199V198H252ZM263 199V198H262ZM9 200V199H8ZM11 200V199H10ZM36 200V201H37ZM67 200H68V202H67ZM90 200V199H89ZM153 200V201H154ZM189 200V199H188ZM210 200V201H211ZM242 200V199H241ZM243 200H245L244 198H243ZM12 202H11V204L13 203V200H11ZM49 201H51V202H49ZM64 201V200H63ZM93 201V202H92ZM133 201V200H132ZM135 201V200H134ZM141 201V200H140ZM206 201V200H205ZM208 201V200H207ZM212 201H214V200H212ZM211 201V202H212ZM215 201H219V200H215ZM226 202H227V199L225 200ZM231 201V200H230ZM230 201H228V203H226V204H230L231 202ZM32 203H33V200L31 201ZM31 202L29 203V204H31ZM56 202V201H55ZM56 202V203H57ZM145 202V201H144ZM147 202H149V204H152V202L151 201H147ZM151 202V203H150ZM197 202H198V199H197ZM220 202V201H219ZM230 202V203H229ZM245 202V201H244ZM246 202H247V200H246ZM262 202V201H261ZM15 203H17V202H15ZM22 203V202H21ZM24 203L26 204L27 202L26 201H24ZM61 203V205H63L62 204V202H60ZM59 203V204H60ZM63 203H65V202H63ZM65 203V204H66ZM90 203V204H91ZM142 203H143V201H142ZM155 203V202H154ZM158 202H156V206H158V204H157ZM160 203V202H159ZM164 203H165V200H162V204L164 205ZM234 203V202H233ZM255 203H258L257 202V198H256V200H255ZM263 203V202H262ZM9 204H10V202H9ZM8 204V205H9ZM11 204H10V206H11ZM58 204V205H59ZM73 204V203H72ZM74 204H76V203H74ZM89 204V205H90ZM136 205H137V203H135ZM140 204V203H139ZM148 204V203H147ZM161 204V203H160ZM212 206L214 205V204H212V203H210ZM216 204H217V202H216ZM218 204H221V203H218ZM226 204H224V205H226ZM244 204V203H243ZM260 204V203H259ZM17 205H19V204H16V206ZM43 205V206H44ZM51 205H53L52 203H51ZM57 204H55V206H56ZM82 205V204H81ZM80 205V207H81V209H82V207H83V205L81 206ZM144 205H146V202L144 203ZM170 205V204H169ZM231 205V204H230ZM229 205V206H230ZM3 206V205H2ZM5 207H6V205H4ZM13 206V205H12ZM15 205L13 206V207H16ZM21 206H25V207H28V206H26V205H21ZM20 206V207H21ZM29 206H31V205H29ZM42 206V205H41ZM42 206V207H43ZM55 206H53V207H55ZM66 206V205H65ZM65 206H63V207H65ZM70 205H68V206H66V207H69ZM72 206V205H71ZM77 206H78V204H77ZM84 206H86V205H84ZM154 206V205H153ZM155 206V207H156ZM173 206V205H172ZM182 206V205H181ZM180 206V207H181ZM199 206V205H198ZM198 206L196 205L195 207L196 208H198ZM220 206V205H219ZM223 206V205H222ZM248 206V205H247ZM246 206V207H247ZM261 207L260 208H262L259 212H261L262 210H263V207H264V205L262 206V205H260ZM5 207H1L0 206V264H53L52 262H50L49 260H48V257L49 258H52L53 256H51L52 255V252H50V253H48L47 252V254H45V253H43V252H41V253H43V255L42 256H37V257H35L38 253H36V254H33V255H35V256H33V257H30V256H32V255H28V253L27 252H25L24 250H26V245H27V243H28V241H27V243L25 242V240L24 239H26L27 237H25V235H26V231L28 230H26V228H25V225H24V221L27 219L28 220V218H30L26 213H30L31 212V210L29 211V207L28 208H25V210H27L28 209V211H26V212H24L25 210H23L24 208H20L19 207V209H18V206H17V208L16 209H12L11 207V209H12V211L10 212V213H7L6 212V210H8V208L5 210ZM8 207V206H7ZM75 207H76V205H75ZM112 207V208H113ZM170 207V206H169ZM200 207H201V205H200ZM214 207H216V206H214ZM57 207H55V209H56ZM111 208V209H112ZM159 208V207H158ZM203 208H204V206H203ZM202 207L200 208V209H203ZM11 209H9V210H11ZM54 209V210H55ZM65 209V208H64ZM64 209H62V210H64ZM70 209H71V207H70ZM69 209V212L71 211ZM72 209H76V208H72ZM78 209V208H77ZM88 209V208H87ZM86 209V210H87ZM91 209V208H90ZM186 209H187V207H186ZM185 209V210H186ZM214 209V208H213ZM217 209H220V208H217ZM222 209V208H221ZM220 209V210H221ZM239 209V208H238ZM237 209V210H238ZM37 210H39V208H37L35 211H37ZM86 210H85V212L83 213V214H85L86 213ZM89 210V209H88ZM116 210V211H115ZM223 210V209H222ZM248 210V209H247ZM246 210V211H247ZM64 211H66V209L64 210ZM64 211H62V212H64ZM76 211V210H75ZM74 210H72V213L73 212H75ZM114 211V212H113ZM140 211V210H139ZM171 211V210H170ZM189 211V210H188ZM264 211V210H263ZM40 212H41V210H40ZM55 213H56V211H54ZM59 213L61 212V211H58ZM95 212V213H96ZM102 212V211H101ZM172 212V211H171ZM191 212V211H190ZM195 212V211H194ZM201 212V211H200ZM213 212H214V210H213ZM217 212V211H216ZM225 212V211H224ZM245 212V211H244ZM33 213H34V211H33ZM33 213L31 214V215H33ZM58 213V214H59ZM71 213V212H70ZM76 213V212H75ZM78 213V212H77ZM77 213H76V215H77ZM91 214L92 212L91 211H89L88 212V214ZM100 213V214H99ZM143 213H146V211H144ZM166 213V212H165ZM184 213V212H183ZM192 213V212H191ZM191 213H190V215H191ZM236 213V212H235ZM241 213H242V211H241ZM5 214H6V217H3V216H5ZM57 214V215H58ZM68 215H73V214H69V213H67ZM87 214V213H86ZM85 214V215H86ZM148 214H150V213H148ZM170 214V213H169ZM35 216H37L36 214H34ZM33 215V216H34ZM60 216H58V217H60L61 219H62V214L60 213L59 214ZM80 215H81V211H80ZM93 215V214H92ZM143 215V214H142ZM185 215V214H184ZM186 215H187V213H186ZM220 215V214H219ZM262 215V214H261ZM263 215H264V213H263ZM62 216V217H61ZM78 216V215H77ZM82 216V215H81ZM88 216V215H87ZM104 216V215H103ZM112 216H110L109 215V217H106L108 220H109V218H110V220L112 219L111 217ZM116 216V215H115ZM149 216V215H148ZM151 216L152 217H155V216H153L152 214H151ZM160 216H161V214H160ZM162 216H164V215H162ZM221 216V215H220ZM228 216V215H227ZM231 216V215H230ZM233 216V215H232ZM242 216H245V215H242ZM72 217V216H71ZM74 217H76V216H74L73 215V218ZM83 217V216H82ZM86 217V216H85ZM84 217V218H85ZM129 217H131V219L129 220ZM140 217V216H139ZM151 217V218H152ZM157 217V216H156ZM185 217V216H184ZM196 217H198V216H196ZM195 217V218H196ZM221 217H223L224 218V216H223V213H222V216ZM234 217H235V215H234ZM225 217V218H228V220L230 219H232L231 220V222L235 219V218H238V220L241 218L240 217V215H239V217ZM249 218H250V216H248ZM252 217V216H251ZM4 218L6 219V220H4ZM36 218V217H35ZM35 218H33V219H35ZM63 218H65V217H63ZM104 218H105V216H104ZM113 218H114V216H113ZM148 218V217H147ZM165 218V217H164ZM182 218V217H181ZM189 219V217H187L186 216V219ZM191 218H193V217H191ZM199 218V217H198ZM209 218V217H208ZM216 218H217V216H216ZM234 218V219H233ZM58 219V218H57ZM61 219H60V221H61ZM115 219V218H114ZM116 219H117V217H116ZM150 219V218H149ZM156 219V218H155ZM197 219V218H196ZM68 220V219H67ZM69 220H72V219H69ZM118 220L116 221L117 223H119L118 222ZM148 220V219H147ZM153 220V219H152ZM160 220V219H159ZM158 220V221H159ZM210 220V219H209ZM212 220V219H211ZM235 220H237V219H235ZM237 220V221H238ZM248 220V219H247ZM254 220V219H253ZM17 221H19V225H17ZM28 221H31L30 219L28 220ZM40 221V220H39ZM114 221V220H113ZM134 221V220H133ZM155 221H157V220H155ZM180 221H182V220H180ZM192 221V220H191ZM224 221H226V219L224 220ZM244 221V220H243ZM245 221H246V219H245ZM36 221L35 220H33V223H35ZM64 222H66V219H65V221ZM73 222V221H72ZM78 222V221H77ZM105 222V221H104ZM115 222V221H114ZM122 222V221H121ZM120 222V223H121ZM150 222H151V220H150ZM187 222H190V220H188ZM198 222V221H197ZM196 221L194 222V223H197ZM218 222V221H217ZM221 222H223V221H221ZM229 222V221H228ZM234 222V221H233ZM232 222V223H233ZM236 222V221H235ZM247 223H248V221H246ZM245 222V223H246ZM32 223V222H31ZM38 223V222H37ZM67 223H68V221H67ZM76 223V222H75ZM79 223V222H78ZM119 223V224H120ZM133 223V222H132ZM160 223H162V222H160ZM159 223V224H160ZM180 223V222H179ZM186 223V222H185ZM227 223V222H226ZM232 223H229V224H232ZM241 224V225H243L244 223H242V222H240V221H238L237 222V224ZM58 224H60V223H57V225L55 226V225H52L53 227H56V229H53V227L51 228V231H50V233H49V236H50V239L52 240V239H54V237H56V236H58V235H60V234H62V239H63V242H65L66 240L67 241H69V239H67V238H69L70 236H73L72 238L74 239V238H76L75 236H78V235H80V236H82L80 233H78L77 232V235H76V233L74 232V230H73V233L75 234V236L71 233V235L69 236V237H65V232H64V234H63V230L66 228L64 225L63 226H61V224L58 226ZM74 224V223H73ZM119 224H118V226H119ZM136 224H137V222H136ZM150 224H154L153 222H151ZM159 224H157L156 226H158ZM191 224V223H190ZM189 224V225H190ZM200 224V223H199ZM210 224V223H209ZM41 225V224H40ZM79 225H80V223H79ZM83 225V224H82ZM83 225V226H84ZM106 225H108V224H106ZM117 225V224H116ZM115 225V226H116ZM121 225H123L122 223H121ZM178 225H181V223L180 224H178ZM186 225V224H185ZM196 225H198V223L196 224ZM201 225V224H200ZM199 225V226H200ZM58 226V227H57ZM109 226V225H108ZM107 226V227H108ZM123 226H126V225H123ZM141 226H142V223H141ZM195 226V225H194ZM193 226V227H194ZM244 226V225H243ZM65 227V228H64ZM79 227V229H80V226H78ZM121 227V226H120ZM129 227H130V224H129ZM145 227V226H144ZM161 227H162V225H161ZM175 228V229H182V228H180V226H175V225H172V227L171 228ZM185 227V226H184ZM191 227V226H190ZM239 227V226H238ZM241 227V226H240ZM245 227V226H244ZM87 228V227H86ZM85 228V229H86ZM87 228V229H88ZM111 228V227H110ZM109 228V229H110ZM158 228H160V227H158ZM168 228V227H167ZM202 228V227H201ZM200 228V229H201ZM209 228V227H208ZM246 228V227H245ZM43 229V228H42ZM41 229V230H42ZM82 229V228H81ZM84 229V230H85ZM103 229V228H102ZM101 228H100V230H102ZM108 228L106 229V230H109ZM118 229V228H117ZM130 229H133L132 230V233L136 236V234L138 233V229L139 228H135V226L133 227V225H131V227H130ZM129 229V230H130ZM147 229H148V227H147ZM174 229V231H176ZM186 229H188V231H186V232H188V233H190L189 231H191L189 228H185V230ZM205 229H206V227H205ZM220 229V228H219ZM223 229L224 230H226L225 228H224V226H223ZM242 229V228H241ZM244 229V228H243ZM26 230V231H25ZM36 230V229H35ZM38 230H40V229H38ZM37 230V231H38ZM40 230V231H41ZM44 230V229H43ZM53 230H56V232L55 233H52V231ZM66 230V229H65ZM99 230V231H100ZM111 230V229H110ZM119 230H121V229H119ZM146 230V229H145ZM150 230V229H149ZM158 229H156V231H157ZM173 230V229H172ZM203 230V229H202ZM231 230V229H230ZM46 231H47V229H46ZM44 232V234H46V233H48L49 232V229H48V231L47 232ZM82 231V230H81ZM87 231H88V233H90L89 232V230H86V233H87ZM115 231V230H114ZM131 231V230H130ZM147 231V230H146ZM151 231V230H150ZM150 231H149V233H150ZM173 231V232H174ZM180 231V230H179ZM69 232H71V231H69ZM92 232V233H93ZM103 232V231H102ZM104 232H105V229H104ZM111 232H112V230H111ZM111 232L109 231V234H111ZM143 233H144V231H142ZM142 232L140 233V235H142ZM148 232V231H147ZM151 232H153V231H151ZM158 232V234H159V231H157ZM170 232V231H169ZM182 232H184V231H181V233ZM207 232V231H206ZM85 233V232H84ZM88 233H87V235H88ZM177 233V232H176ZM187 233V234H188ZM191 233H193V231L191 232ZM190 233V234H191ZM205 233V232H204ZM40 234V233H39ZM42 234V233H41ZM53 234V235H52ZM96 234V233H95ZM107 234V233H106ZM106 234H104V235H106ZM108 234V236L106 235V237L107 238H109V235ZM127 234V233H126ZM146 235L148 234V233H145ZM169 234V233H168ZM171 234V233H170ZM183 234V233H182ZM185 234V233H184ZM186 234V235H187ZM99 235V234H98ZM116 235V234H115ZM119 235V234H118ZM128 235V234H127ZM138 235V234H137ZM140 235H138L139 237H140ZM144 235V234H143ZM143 235H142V239H143ZM145 235V236H146ZM149 235H152L151 233L150 234H148V236ZM161 235V234H160ZM181 235V234H180ZM209 235V234H208ZM45 236V235H44ZM67 236V235H66ZM79 236V237H80ZM93 236V235H92ZM96 236V235H95ZM124 236V234L121 236V238ZM126 236V235H125ZM135 236H134V238H135ZM164 236H166V235H164ZM172 236H174V235H172ZM177 236H179L178 235V233H177ZM176 236V237H177ZM183 236H185V235H183ZM207 236V235H206ZM25 237V238H24ZM60 236H58V240H56V241H59L60 240V238H59ZM83 237V236H82ZM96 237H98V236H96ZM106 237H104V238H106ZM112 237V236H111ZM110 237V238H111ZM137 237V236H136ZM138 237V238H139ZM180 237H182V235L180 236ZM208 237V236H207ZM222 237H226V236H222ZM84 238V237H83ZM94 238V237H93ZM103 238V237H102ZM113 238V237H112ZM114 240L113 241H115L117 238L114 236ZM126 238H129L128 236L126 237ZM137 238V239H138ZM209 238V237H208ZM228 238H230V235H229V237ZM55 239H57V238H55ZM54 239V240H55ZM76 239H78V237L76 238ZM80 239H82V238H79L78 240L80 241ZM85 239H88V237L86 238L85 237ZM124 238H122V240H123ZM142 239H140L139 238V240H138V243L140 244V242L141 241H144L145 239H146V237H144V240H142ZM152 239V238H151ZM150 239V237H149V240H151ZM192 239V238H191ZM210 239V238H209ZM222 239V238H221ZM224 239H227V237L226 238H224ZM83 240V239H82ZM96 240H98V239H96ZM96 240H95V242H96ZM119 241V242H121V245H122V242H124V241H126V239L124 240V241ZM131 240V239H130ZM141 240V241H140ZM155 240V243L157 242V239H154ZM153 239H152V241H154ZM172 240V239H171ZM178 240H179V237H178ZM181 240H182V238H181ZM181 240H179L180 242H181ZM183 240H185V239H183ZM182 240V241H183ZM61 241V240H60ZM59 241V242H60ZM74 241H76V240H71V242H70V244L72 243L73 245H74ZM112 241V240H111ZM134 241V240H133ZM147 241V240H146ZM174 241H175V239H174ZM177 241V240H176ZM206 241V240H205ZM211 240H209L208 242H210ZM231 241H233V240H231ZM230 241V242H231ZM26 244H25V243ZM62 242V243H63ZM88 242V244H90L91 246H92V242L90 241V243H89V239H88V241H86V242H84V243H82L81 242V244L83 245V248L84 249H86L85 247H86V245L84 246V244L85 243H87ZM100 242V241H99ZM145 242V241H144ZM167 243H169V237H168V241H166ZM204 242V241H203ZM212 242V241H211ZM116 243H117V241H116ZM146 243V242H145ZM161 243H162V241H161ZM181 243H183V242H181ZM180 243V244H181ZM220 243V242H219ZM29 244V243H28ZM77 244H80V242H78ZM76 244V245H77ZM87 244V245H88ZM94 244V243H93ZM139 244H137L136 245V247L139 245ZM163 244V243H162ZM162 244H160V245H162ZM170 244V243H169ZM207 244V243H206ZM57 245V247H59L58 246V244H56ZM55 245V246H56ZM67 245H69V244H67ZM81 245V246H82ZM90 245H89V248H91L90 247ZM113 245L115 246V242H114V244H112V246L111 247H113ZM132 245H135V244H132ZM144 245V244H143ZM148 245V244H147ZM150 245H152V243L150 244ZM157 245V244H156ZM159 245V246H160ZM183 245V244H182ZM182 245L180 246V248L182 247ZM210 245V244H209ZM229 245V244H228ZM97 246V245H96ZM123 246V245H122ZM125 246H126V244H125ZM142 246V245H141ZM140 246V248L142 249V247ZM154 246V245H153ZM152 246V247H153ZM168 246V245H167ZM178 246H179V243H178ZM193 246H195V245H193ZM215 246V245H214ZM62 247V246H61ZM64 247H67L66 246V244H65V246ZM72 247V246H71ZM118 247H121V246H118ZM117 247V248H118ZM129 247V246H128ZM135 247V248H136ZM157 247V246H156ZM191 247H192V245H191ZM217 247V246H216ZM53 248V247H52ZM73 248H74V246H73ZM72 248V249H73ZM76 249H79V246L77 245V247H75ZM74 248V249H75ZM105 248V247H104ZM116 248V247H115ZM122 248V247H121ZM159 248H161V246L159 247ZM159 248H157V249H159ZM199 248H201V247H199ZM210 248H211V246H210ZM212 248H213V246H212ZM225 248V247H224ZM231 248V247H230ZM237 248H239V247H237ZM50 249H51V247H50ZM56 249V248H55ZM54 249V250H55ZM75 249V250H76ZM108 250H109V248H107ZM120 249V248H119ZM134 249V248H133ZM164 251L165 250H168V252H169V250L170 249H166V247L165 248H162ZM192 249H198V248H192ZM226 249V248H225ZM236 249V248H235ZM53 250V251H54ZM58 250H59V248H58ZM57 250V251H58ZM74 250V251H75ZM86 250H88V251H90L88 248L86 249ZM98 250V249H97ZM100 250V249H99ZM129 249H127V251H122V252H124L123 253V255L124 256H127V255H132V253H130L131 252V250L130 251H128ZM136 250H140V249H136ZM172 250V249H171ZM175 250V249H174ZM174 250H173V253H175L174 252ZM185 250V249H184ZM194 250H190V251H194ZM204 250V249H203ZM228 250V249H227ZM226 250V251H227ZM241 250V249H240ZM27 251V250H26ZM29 251V250H28ZM50 251H52V250H50ZM62 251H64L63 249L60 251V253L62 252ZM65 251H69V250H65ZM78 251H80V250H78ZM77 251V252H78ZM142 251V250H141ZM144 251H146V249H144ZM159 251V250H158ZM176 251V250H175ZM177 251H180V249L178 250L177 249ZM182 252H183V249L181 250ZM200 250H197V252H199ZM206 251V250H205ZM213 251V250H212ZM225 251V250H224ZM18 252V255L16 254ZM70 252V251H69ZM81 252H83V251H81ZM85 252H87V251H85ZM105 252V251H104ZM133 252H135L134 250H133ZM138 252V251H137ZM143 252V251H142ZM147 252V251H146ZM149 252V251H148ZM157 252V251H156ZM209 252H211V250H209ZM208 251H207V255H208V253H209ZM245 252H247V251H245ZM68 253V252H67ZM79 253V252H78ZM91 253V252H90ZM140 253V252H139ZM200 253H201V251H200ZM199 253V254H200ZM203 253L204 252H202L201 254L203 255ZM212 253L213 252H211L210 254L212 255ZM264 253V252H263ZM62 254V253H61ZM60 254V255H61ZM76 254V253H75ZM92 254V253H91ZM99 254V253H98ZM105 254H106V252H105ZM116 254H118V253H116ZM122 254V253H121ZM145 254H147V253H145ZM157 254V253H156ZM177 254H179V253H177ZM196 254V253H195ZM200 254V255H201ZM209 254V255H210ZM240 254H241V252H240ZM249 254V253H248ZM69 255V254H68ZM111 255H112V253H111ZM149 255V253L146 255V256H148ZM153 255V254H152ZM162 255V254H161ZM161 255H160V257H161ZM174 255V254H173ZM217 255V254H216ZM233 255V254H232ZM258 255V254H257ZM56 256H58V255H56ZM64 256V255H63ZM107 256V255H106ZM113 256V255H112ZM137 256H139V255H137ZM143 256V255H142ZM146 256H143V258H147ZM155 256H157V255H155ZM195 256V255H194ZM255 256V255H254ZM261 256H263V255H261ZM109 257V256H108ZM107 257V258H108ZM140 257V256H139ZM137 258V259H140V258ZM158 257V256H157ZM176 257V256H175ZM177 257H179V259H181L180 258V255L179 256H177ZM176 257V258H177ZM196 257V256H195ZM197 257H199L198 256V253H197ZM215 257V256H214ZM217 257V256H216ZM218 257H220L219 255H218ZM54 258V257H53ZM85 258V257H84ZM90 259H92L91 257H89ZM88 258V259H89ZM102 258V257H101ZM104 258V257H103ZM123 258V257H122ZM126 258H130V257H126ZM149 258V257H148ZM147 258V259H148ZM159 258V257H158ZM194 258V257H193ZM207 258H209V256H207ZM206 258V259H207ZM211 259H212V257H210ZM221 258V257H220ZM219 258V259H220ZM68 259V258H67ZM75 259V258H74ZM83 259V258H82ZM86 259V258H85ZM85 259H83L84 261V263L86 262V260ZM89 259V260H90ZM99 259V258H98ZM150 259V258H149ZM178 259V258H177ZM178 259V261H180ZM213 259H215V258H213ZM213 259H212V261H213ZM219 259H218V261H219ZM222 259V258H221ZM229 259V258H228ZM235 259V258H234ZM100 261H101V259H99ZM123 260V259H122ZM121 260V261H122ZM144 260V259H143ZM152 260V259H151ZM154 260V259H153ZM159 260H161L162 261V259H159ZM164 260V259H163ZM170 260V259H169ZM169 260H166V261H169ZM174 261L176 260V259H173ZM173 260H170V262H172V264H173ZM185 260V259H184ZM194 260H196V258L194 259ZM208 260V259H207ZM72 261H73V259H72ZM94 261V260H93ZM95 261H97V259L95 260ZM129 262H128V264H133V259H129L128 260ZM136 261V260H135ZM186 261V260H185ZM188 261V260H187ZM186 261V262H187ZM190 261H192V259L190 260ZM204 261V260H203ZM211 261V262H212ZM230 261H234V260H230ZM243 261V260H242ZM102 262L103 261H101V263L100 262H96L97 264L99 263V264H102ZM105 263L107 262V261H104ZM103 262V263H104ZM141 262V261H140ZM156 262V261H155ZM157 262H159V261H157ZM164 262V261H163ZM162 262V263H163ZM169 262V264H171ZM184 263V262H180V263H183V264H188V262L187 263ZM200 262V261H199ZM206 262H208V261H206ZM205 262V263H206ZM216 262V261H215ZM222 262V263H221ZM220 263H218V264H223V261H221ZM73 263V262H72ZM93 263V262H92ZM108 263V262H107ZM120 263V262H119ZM137 263V262H136ZM152 263V262H151ZM161 263V262H160ZM176 263H177V261H176ZM192 263V262H191ZM190 263V264H191ZM194 263H196V261L194 262ZM209 264H210V261L208 262ZM214 262H212V264H213ZM217 263V262H216ZM246 263V262H245ZM59 264V263H58ZM61 264V263H60ZM75 264V263H74ZM80 264H83L82 263V261H80ZM89 264V263H88ZM94 264H95V262H94ZM110 264V263H109ZM122 264H124V263H122ZM154 264V263H153ZM166 264V263H165ZM168 264V263H167ZM193 264V263H192ZM200 264H204V262H202V263H200ZM246 264H248V263H246ZM264 264V263H263Z\"/></svg>",
    "mask_w": 264,
    "mask_h": 264
},
{
    "label": "rangeland",
    "instance_id": "2",
    "mask_svg": "<svg viewBox=\"0 0 264 264\" xmlns=\"http://www.w3.org/2000/svg\"><path fill=\"white\" fill-rule=\"evenodd\" d=\"M18 1H21V0H18ZM24 1V0H23ZM38 1V0H37ZM36 0L34 1V0H26L25 2H24V4H21V5H19V2H16V0H8V1H6L5 0V2H10L11 4L10 5H12L13 7L11 8V6H10V8H9V6H7V7H5V9L7 8V9H9L8 11H7V9H6V11H5V9H4V6H3V4H1L2 2H4V0H2V1H0L1 3V5H2V7L0 6V48L2 47V49H3V51H2V49H1V51H0V85L2 86H5V88H11L12 86L13 87H15L17 84H18V82L19 83H21L22 82V72H23V70L22 69H24V67H28L27 66V63H31L30 64V67H31V65H33L31 68H36V65H35V62H36V64L38 65L40 62H44L45 60L46 61H51V59H50V55L52 54L53 56H51L52 58H54L55 56V52L54 53H51V51L53 52L55 49L57 50V51H59V49L61 48V46H60V44L58 45V43L57 44H52V41H50V39L52 38V37H54V38H57V37H59V38H64L63 40H64V42H66V43H68L69 41H72V39H73V43L75 42H78V40L80 41V39L82 38V33L80 32L79 34H78V32H79V30L81 29V28H83L82 26L80 27V25H79V23H78V20H79V18L81 17L80 15L82 14V5H83V3H82V0H57L58 2H62L61 3V5H63V3L65 4V1H66V3H72L73 4V6H74V8L73 9H68L67 10V12L68 13H66V10H65V8L66 7H64V11L65 12H63V7H62V9L60 10V8H58V10H60L61 11V13H60V11H58V10H56V13H55V11L53 12V17H52V13L51 12H49L50 13V16L51 17H49L48 15H49V13H47L48 12V10H47V12H45L46 11V9L45 8H43L44 7V4H40L39 3V1L37 2ZM45 4H47L50 8H49V11H52V4H53V1H50V0H48V1H50V3H48V1L47 0H42ZM42 1H40V2H42ZM46 1V2H45ZM56 0H55V2H57ZM64 1V2H63ZM130 1L131 0H114V2L115 3H117L118 5H120V7H121V10L122 11H126V10H128L129 9V7H130ZM243 2V1H245V0H214L213 1V3H212V9H213V11L217 14V13H219L220 12V14H222V13H225V12H227V11H225L226 10V8L227 9H230V10H228L229 12H227L226 14H224V15H230L231 16V14L233 15V18H235V13H234V11L233 10H235V6L237 7V5L238 4H240L241 2ZM252 1H254L255 3L254 4H256V2H259L260 0H252ZM28 2V3H27ZM54 2V3H55ZM13 3H18V4H13ZM30 3H31V5H30ZM37 3H39V4H37ZM253 4V3H252ZM22 5H26L24 8H22ZM78 5V6H77ZM235 5V6H234ZM21 6V7H20ZM35 7V11H37L36 12V14H35V11H33V8ZM230 7V8H229ZM234 7V8H233ZM31 8H32V11H31ZM37 8V9H36ZM1 9H2V11H1ZM4 9V10H3ZM11 9H13V10H15V11H13V10H11ZM67 9V8H66ZM13 11L15 14H17L18 16H19V18H18V16L16 17H14V18H11L10 20H9V18H10V14H9V11ZM38 10L40 11V13L38 12ZM22 11H23V15L21 14L22 13ZM24 11H27V12H24ZM44 12V13H46L47 14V16H45L46 14H41V12ZM78 11V12H77ZM222 11V12H221ZM33 14V15H37L38 17L40 16L39 14H41V15H43V16H40L41 17V19L39 20L40 22L37 24V23H35V21L33 22L34 24H37V26H35L33 23H31L32 21H33V19L35 20L36 18H38L37 16H35L36 18H32L33 17V15L31 16V13ZM70 12H72L73 14H74V16H75V18H78V16H79V18H78V20L75 22L74 21V17H71L72 16V13H70ZM75 12V13H74ZM231 12H233V13H231ZM60 13V14H59ZM77 13V14H76ZM80 13V14H79ZM6 14H8L7 15V17H6ZM19 14H21L22 16V18L20 17V15ZM66 14H68V16L66 15ZM219 15V14H218ZM29 16V17H28ZM23 17H24V19H23ZM26 17V18H25ZM59 17V18H58ZM62 17V18H61ZM69 17V18H68ZM226 17H228V16H226ZM5 18H7V19H5ZM27 18H28V20H27ZM50 18H55L53 21H52V19H50ZM232 18V17H231ZM232 18V19H233ZM30 19V20H29ZM8 20V21H7ZM20 20H21V22H23V23H21L20 22ZM37 20V19H36ZM51 20V22H52V25L49 23V21ZM68 20V21H67ZM72 20V21H71ZM82 20L80 19L79 20V22H81ZM17 22V23H16ZM20 22V23H19ZM74 22H75V24H74ZM184 22V21H183ZM21 25V26H18L19 24ZM29 23V24H28ZM47 23V24H46ZM58 23V24H57ZM77 23H78V25H77ZM186 22H184V24L183 25H188L187 23L185 24ZM235 23H237V22H235ZM17 24V25H16ZM27 24V25H26ZM49 24V26H47ZM82 24V23H81ZM32 25H34V26H31ZM43 25H45L44 27H43ZM57 25V26H56ZM23 26V27H22ZM26 28H28V29H26V30H28L27 32L25 31V27ZM51 26V27H50ZM186 26L185 27H182V25H181V28H182V31L184 32V31H186ZM16 27H18L19 29H17ZM22 27V30L20 31V28ZM34 27H38V28H42L43 30H45V32L43 31V30H40L39 29V32L38 33H34V37H36V39H42L43 40V42H44V44L46 45L47 44V49L46 50H48V52L47 51H45V54L46 55H39V54H36V52L33 50L34 49V45L32 46V44L34 43H29L30 41L29 40H31L32 41V39H30V38H32L31 37V35H32V33H31V30H29V29H32V28H34ZM66 28H68L67 30H66ZM80 28V29H79ZM184 28V29H183ZM79 29V30H78ZM157 29H160V28H158L157 27ZM18 30L20 31V32H18ZM24 30V32L22 33V31ZM47 30H49V31H47ZM53 31V32H51V31ZM55 30V31H54ZM65 30H66V35L64 34L63 35V33L65 32ZM76 30V31H75ZM14 31V33H11V32H13ZM15 31H17V32H15ZM62 31H64L63 33H62ZM81 31H82V29H81ZM44 32V33H43ZM48 32H49V34H48ZM11 33V34H10ZM15 33H17V34H15ZM19 33H20V35L22 36V38H21V36L19 35ZM30 33H31V35H30ZM70 33V34H69ZM9 34V35H8ZM24 34V35H23ZM44 34V35H43ZM46 34V35H45ZM50 34L52 35V36H50ZM61 34L63 35V37L61 36ZM237 35H238V33H237ZM28 36V38H29V40H28V38H26V37ZM44 36V37H43ZM55 36H57V37H55ZM70 38H69V37ZM38 37V38H37ZM39 37H42V38H39ZM67 37V38H66ZM26 39V42H25V39ZM3 39V40H2ZM5 39V40H4ZM18 40V41H16V40ZM20 39H23V40H20ZM49 39V40H48ZM34 40H35V38H34ZM77 40V41H76ZM21 43H20V42ZM36 41V40H35ZM12 42V43H11ZM14 42V43H13ZM11 43V44H10ZM18 43V44H17ZM200 43H203V41H200L199 42V44ZM12 44L14 45V46H12ZM29 44L31 45L30 47H31V49H30V47H29ZM204 44V43H203ZM22 45V46H21ZM51 45V46H50ZM10 46V47H9ZM12 46V47H11ZM16 46V47H15ZM21 46V47H20ZM200 46V45H199ZM205 48L207 47V46H205V44L203 45ZM202 46V44H201V48L203 47ZM200 47L198 48L197 47V49H200ZM4 48H7V49H4ZM205 48H204V50L203 51H205ZM208 48H209V46H208ZM207 48V49H208ZM53 49V50H52ZM140 49H142V50H144L146 53L148 52V51H150V49H151V47L148 45V46H145V47H142V46H140ZM232 49V48H231ZM230 49V52L229 53H231V50ZM235 49V50H234ZM233 49V51H232V53H235L236 54V52H238V48H234ZM8 50V51H7ZM21 50V51H20ZM237 50V51H236ZM240 50V49H239ZM23 51V52H22ZM33 51V52H32ZM151 51H152V49H151ZM150 51V52H151ZM202 51V53L203 54H206L207 53V51L209 52V50H206L205 52L206 53H204ZM236 51V52H235ZM9 52V53H8ZM21 52V54L23 53V54H25V52H26V58H25V56L22 54H19ZM150 52H148L149 54H150ZM241 52V51H240ZM240 52H238V53H240ZM3 53H5V54H3ZM31 53L33 54V55H31ZM51 53V54H50ZM231 53V55H230V57L233 55ZM244 53V52H243ZM243 53H241V54H243ZM3 54V55H2ZM12 54V56H10ZM18 54V55H17ZM28 54H30V55H28ZM49 54V55H48ZM234 54V55H235ZM39 55V56H38ZM154 55H155V57L157 56V54H155L154 53ZM17 56V57H16ZM18 56H22L21 57V60H23L24 61V63H21V61L20 60H18L19 58H18ZM29 56H31V58L29 57ZM34 58H33V57ZM38 56V57H37ZM43 56H45V58H43ZM47 56V57H46ZM220 57V55H217V57ZM221 56L222 57H226L223 53H221ZM237 56H239L240 58H237ZM235 55V59H237L236 61H238L237 63H236V65H234V63L236 62L235 61V59H234V57L231 59V58H229L230 59V61L228 62L229 63V65L227 64V66H230V68L229 67H227V66H225V64H226V59L229 57V55H227V57L224 59L225 60V64H222V62H223V60H222V57H218L220 60H222V62L219 60L218 62H217V60H214V59H216V57H214V59H213V57H211V58H209L208 60L209 61H213L214 63H212V64H214V66L216 65L217 67H212V68H214V70L212 69L211 70V67H209L208 66V68L206 69V74H209V75H211V76H214V74L212 73V72H216V74L215 75H217V72H220L221 71V74L219 73L218 75H217V77H218V79L217 78H215L216 76H214V77H210L209 75H207L206 76V74H205V76L207 77H203L202 76V78H203V80H202V78L200 79H198V86H199V89L200 90H198V92L200 93V94H202V95H204L202 92H204V90L202 89L203 87H208V89H209V93L210 94H213V95H216L215 97H214V99H213V97L211 98V99H213L212 101H211V99L210 100H206V101H203V103L201 104V105H203V106H201V107H199L198 109H199V114L198 115H201L202 116V113L204 112V113H206V114H208V116L210 115H213L214 117H215V115H216V117H219V119L220 118H222V119H218V120H214L215 121V123H218V124H214V122L211 124V120H213V116H211V120H208V121H211L209 124L211 125V126H209L208 128H207V126H208V122H207V119H208V116L206 115V116H199V117H197L196 116V114L198 113V111H195V112H197L196 114H194V115H188V114H190L191 113V111H189V109L191 110V108H196L195 110H198L197 109V105H192V104H194V102L191 104V97H188V95H186V94H184L185 96H187V97H185L184 95H182V101H183V98L185 99V100H187V101H183V103H182V101H179L178 102V100H180V99H178L179 98V96H178V98H175V97H172L170 100H167V99H165L164 97H162V96H159V95H153V97L154 98H156V99H159V101L158 100H156V99H154L153 97H152V94L150 95H148L147 93H145V91H144V88L143 87H141V85H138L139 83H145L144 81H142V78L140 77V79H139V76H140V67L139 66H137V67H134V68H131V69H128L129 70V72H127V74H126V70H127V68H126V70L123 72V73H119V74H117V75H115V76H113V77H111V75L109 74V76H110V78H107V80H106V82L105 83H107V84H105V88L107 87H109L108 89L106 88V90H109L110 89V91H115V99H113V100H110V102H108L107 104H106V107H110L111 108V106H113V109H119V108H121V107H124L125 105H126V103H124V102H127L128 100L129 101H133L131 104H133L132 106H131V108L134 106V102H137L138 100L141 102V104H148L147 106L145 105V107H144V105H142L144 108H146L144 111H143V109L144 108H142V109H140L139 110V108H141V107H139L138 109L136 108V107H133L132 109L133 110H135V109H137L138 111H136V112H138V115H140V114H142L141 115V118H140V116H138L137 115V117L136 118H139V119H141V121L139 120L138 122H137V120H136V124L138 125V124H140L139 125V128L138 129H133V128H137L136 126H135V124H134V122H133V125H132V123H131V121H132V119H130L129 120V118H127L125 115H121V116H117L118 118H116L117 119V124H116V126H115V128H116V130L117 129H119V126L121 125L122 127H127L128 125H130V126H128L129 128H132L131 130L127 127V128H121V130L122 129H124V130H127V131H124V130H122V131H124L123 132V134L125 135V142H118V141H120V140H117V138H112V137H110V136H108L107 134H105V136H103L104 138V140L106 141V144H109V145H111L112 144V142H113V145L114 144H118V143H120L118 146H116V145H114L115 147H117V148H115L114 149V147H111V149L110 148H107V153H106V155L104 154V156L102 157L101 156V158H100V156H98V153H96V151H94V149L95 148H92V147H90L89 149H86V151H84V152H86V153H84V155H87L88 153H89V155L88 156H85V157H83L81 154H83V152L81 153L80 152V155H77V154H79L77 151V153L75 152V155H73L74 157H76V155L78 156V157H82V160H83V158H84V162H85V164H84V167H85V165H88V168H87V166L85 167V169L87 168V170H86V173L88 174V181L90 182V184L91 185H86L85 187H83V188H81V190H80V188L77 186V184L76 183H73L74 181L73 180H71V179H76V176H75V174H77L78 172L77 171H75V173L74 174H72L71 176L70 175H67V174H69L68 172H69V169L70 170H72L74 167H75V164L73 165V163H77L78 161H74V160H72L73 159V156H71V159H69V157L66 159V165H69V163L68 162H70L71 163V161H72V164L71 165H73V166H70V168L68 169V170H65V169H67V168H65L64 169V167H63V169H64V173H62L63 174V176H62V174H61V176L63 177H61L60 175V177H56V179H55V183H58L59 184V188L58 189H60V191L62 190V192H61V194H59V197L57 198V199H59L58 200V202H57V200H52V202L51 201H49V202H51L53 205H51V203L49 204V205H47L46 204V208H44L45 207V205L44 204H41V201L39 202V207L37 206V208H39V210H37V211H35L37 208H34V210H31L33 207H36V206H34L35 204H37V202H38V200L40 199V198H38V196H40V194L37 196V195H31V200L29 199V197L26 195V192H23L22 194H20L19 192L20 191H18V190H21V189H23L24 190V188H27L25 185H23V184H18V186L17 187H15V188H17V190L15 191V190H12L13 188H11V189H6V188H4V187H0V206L3 208V207H5L4 205H6V207H5V210L8 208V210H6V212L7 213H10L11 211H12V209L14 210V209H16L17 208V206H18V209H19V207L23 204V205H26V206H28L29 207V211L31 210V212L29 213H26L30 218H28V220L30 219L31 221H28L27 219L24 221V225H25V228H26V235H25V237H27L26 239H24L25 240V242L27 243V241H28V243H27V245L25 246L26 247V250H24L25 252H27L28 253V255L30 256V255H32V256H30V257H33V256H35V255H33V254H36V253H38L35 257H37V256H42L43 255V253H45V254H47V252L48 253H50V252H52V255L51 256H53L52 258H49L48 257V260L50 261V262H52L53 264H80V261H82V263L83 264H94V262H95V264H97L96 262H100L101 263V261H107L106 263L104 262H102V264H122V263H124V264H128V260L131 258V259H133V264H169V262H170V260H173V259H176L175 261L173 260V264H183V263H180V262H186L187 260V262H188V264H190L191 262L193 263V264H200V263H202V262H204V264H209L208 262L210 261V264H212V262H214L213 264H218V263H220L221 261H223V264H246V263H248V264H263L264 263V215H263V213H264V207H263V210L261 211V212H259L262 208H260L261 206L260 205H264V174H262V173H264V165H262L264 162V131L262 132V130H264V125H258V123L260 122V121H262L263 123L262 124H264V104H262L263 102H264V94H263V92L264 91H262V90H264V80L262 81L261 80V76H260V74L258 75V73H256L255 74V72H254V74H253V70L251 69V67L252 66H250V69H251V71H252V75H253V77H251V78H254V77H256V75H258V79H259V82H258V88H259V90L262 92L261 93V95L263 94V96H259V97H257V98H255V96L252 98V94H250V90L249 89H247V90H245L246 92H249V93H247V94H245V91L243 90V92H242V89H246L245 87H244V85L242 84V85H237V84H240V82H238L239 80H240V78H242L243 77V74H244V71L245 70H247L248 72L250 71L249 70V65H245L244 66V63H243V61H241L242 60V57L240 56V54H238V55ZM250 57H253V55H249ZM10 57V58H9ZM14 57V58H13ZM36 57H37V59H36ZM39 57H40V59H39ZM249 57V58H250ZM254 57H255V60H256V58H257V56H256V54H254ZM41 58H42V60H41ZM217 58V59H218ZM245 58V57H244ZM31 59V60H30ZM34 59V60H33ZM39 59V60H38ZM43 59H44V61H43ZM234 59V60H233ZM239 59V60H238ZM253 60H254V58H252ZM252 60V61H253ZM22 61V62H23ZM28 61V62H27ZM34 62V64H33V62ZM39 61V62H38ZM211 61V62H212ZM228 61V60H227ZM239 61H241V63H239ZM244 61H245V64H246V61L247 60H245L244 59ZM26 62V63H25ZM220 62V63H219ZM231 62V63H230ZM249 62V61H248ZM210 63V62H209ZM218 65H217V64ZM233 63V64H232ZM240 65H239V64ZM23 64V65H22ZM212 64H209V65H212ZM22 65V66H21ZM222 65H224V66H222ZM213 66V65H212ZM23 67V68H22ZM222 67H223V69H224V67H225V70H227V68H229L227 71L229 72L230 70V74L233 76V75H235L236 77L234 78V80L236 79L237 80V82H236V80L235 81H232L231 80V83H229L230 82V79L229 78H231V79H233V77H231L230 76V74L226 71L225 72V74H227V75H225L224 74V72H223V74H222V71H223V69H222ZM227 67V68H226ZM236 67L237 68H241L242 70H240V72L236 69ZM246 67L248 68V69H246ZM244 68V69H243ZM178 69V70H177ZM176 69V71H179V70H181V68H177ZM232 69L233 70H237V71H234V72H232ZM127 70V71H128ZM136 74V73H139V75L138 74H136V76L138 75V77H136L135 76V78L133 77V75H135L134 73ZM237 72H238V74H237ZM20 73H21V75H20ZM165 73V72H164ZM163 73V74H164ZM232 73H234V74H232ZM243 73V74H242ZM124 74H125V76H124ZM128 74L130 75V74H132L131 76L133 77H129L128 76ZM213 74V75H212ZM237 74V75H236ZM249 74L251 75V73L249 72ZM164 75H166V73L164 74ZM251 75V76H252ZM10 76H12V78L10 77ZM108 76V77H109ZM128 76V77H127ZM208 76L210 77L209 79H208ZM221 76H222V78H221ZM229 78H228V77ZM1 77H2V79H1ZM10 77V78H9ZM21 77V78H20ZM224 77H225V80H223L224 79ZM5 80H4V79ZM18 78H19V80L20 81H17L16 82V80H18ZM212 78H215V79H213V81L215 82V83H213V81H211L210 79H212ZM238 78V79H237ZM7 79H11V81L9 80H7ZM204 79H207L206 81H207V84H206V86L204 85L205 83H206V81L204 80ZM219 79H222L223 81V83H225V84H222V83H220V80ZM226 79H227V81H228V83H226L227 81H226ZM258 79H255L254 78V80H258ZM110 80V81H109ZM120 80H122V82H120ZM202 80V81H201ZM209 80V81H208ZM218 80V81H217ZM140 81V82H139ZM142 81V82H141ZM218 83H217V82ZM14 82H16V83H14ZM109 82V83H108ZM233 82H236V83H233ZM124 84L125 86H121L120 84ZM138 83V84H137ZM14 84H16V85H14ZM117 84H119L120 86H118ZM231 84V85H230ZM233 84H235L234 86H233ZM117 85V86H116ZM127 85V86H126ZM136 86L135 87V89H133V87L134 86ZM236 85H237V87L238 88H240V89H238L237 87H236ZM130 86V88H127V87H129ZM133 86V87H132ZM231 86H232V88H231ZM12 87V88H13ZM124 87H126L125 89H124ZM132 87V88H131ZM201 87V88H200ZM235 87H236V90L238 89V91H236V90H234L235 89ZM118 88H122V89H119V91H118ZM152 88V87H151ZM151 88H150V86H148V90H151ZM129 91H132V92H129V94L127 93V90ZM123 90H126V91H123ZM203 90V91H202ZM230 90V91H229ZM249 90V91H248ZM2 90L0 89V92H1ZM25 92L23 93V94H25V96H29L28 94H32V96L33 95H35V94H38V92L37 91H35L34 89H32V88H27L26 90H24ZM218 91H220L219 93V95H218V97H217V94L218 93H216V92H218ZM228 91V92H227ZM235 91V92H234ZM239 91H240V93H239ZM125 92V93H124ZM236 92L238 93V94H240L239 96L236 94ZM34 93V94H33ZM224 93V94H223ZM227 93H229L230 95L229 96H226V97H223V96H225V94H227ZM121 94V95H120ZM122 94H124V95H122ZM138 94V95H137ZM222 94V95H221ZM243 94V95H242ZM249 94V95H248ZM221 95V96H220ZM122 96H123V98H124V100H123V98H122ZM124 96H128V99H126V97H124ZM132 96H133V100H131L132 99ZM134 96H136V97H134ZM149 96H151V97H149ZM243 98V100H241V97ZM251 96V97H250ZM117 97V98H116ZM120 97V98H119ZM131 97V98H130ZM181 97V96H180ZM222 97V98H221ZM228 97V98H227ZM262 97V98H261ZM118 98H119V100H118ZM141 98V99H140ZM152 98H153V101H152ZM219 98V99H218ZM257 100V99H259V100H255V99ZM261 98V99H260ZM191 99V100H190ZM218 99V100H217ZM221 99H225V100H221ZM226 99H228V101L226 100ZM233 99V100H232ZM235 99V100H234ZM126 100V101H125ZM135 100V101H134ZM176 100H177V102H176ZM216 100V101H215ZM236 100H240V101H236ZM247 100V101H246ZM148 101V102H147ZM172 101H174V102H172ZM191 101V102H190ZM210 103H212V104H210ZM215 101V102H214ZM217 101H219V103H220V101H221V103L219 104ZM222 101H224V102H222ZM226 101V102H225ZM235 101V102H234ZM244 101H246V102H244ZM112 102V103H111ZM152 102V104H150ZM160 102H162V103H160ZM176 102V103H175ZM206 102H208V104L206 103ZM217 102V103H216ZM239 102V105L240 106H243V104L245 103V105H247V102H249L248 104L251 106V105H254V106H251V107H249L250 109H251V113H249L248 111H250L249 110V108H248V106L249 105H247V107L246 106H243V107H238V103ZM241 102L243 103V104H241ZM258 102V103H257ZM260 102H261V104H260ZM158 103V104H157ZM178 103H179V105H180V103L181 104H183V105H186L187 104V106H189V107H187V106H182V105H180V106H176L175 104H177L178 105ZM214 103H216V104H219V105H216V104H214ZM223 103V104H222ZM234 103V104H233ZM236 103V104H235ZM251 103H254V104H251ZM109 104H110V106H109ZM112 104V105H111ZM162 104V105H161ZM173 104V105H172ZM260 108H256V105ZM152 105V106H151ZM157 105V106H156ZM159 105V106H158ZM210 105L212 106V108L210 107ZM221 105H223V106H221ZM119 106V107H118ZM170 106V107H172L173 106V108H175L176 110H177V107H178V109H180V110H178V111H176L175 110V112H174V110H173V108H171L172 110H173V112H171L172 110H170V108H168V107ZM181 106H182V109H185V111H189V113L188 112H185L184 110H181ZM192 106V107H191ZM204 106H207L206 108H203ZM209 106V107H208ZM261 106H262V108H261ZM47 107V106H46ZM116 107V108H115ZM161 108L162 110L158 113L157 112V108ZM184 107V108H183ZM219 109H218V108ZM221 107V108H220ZM238 107V108H237ZM167 110H166V109ZM209 110H208V109ZM217 108V109H216ZM255 109V111H254V109ZM149 110L150 111V113H146V110ZM166 111H169V112H166V113H168V114H166L165 113V110ZM207 109V110H206ZM215 109V110H214ZM231 109L233 110L234 109V113H235V116H234V114H233V111H231ZM242 109H244V110H242ZM247 111H246V110ZM49 109H47V111L46 110H44L45 112H44V114L42 113L41 115H39V120H35V125H36V127L37 128H44V127H46V126H48L49 125V123L51 124H58V121H60L59 122V124L60 123H63V118L61 117H59L60 115H57L56 113H54V111L52 110H49ZM147 110V111H148ZM200 110H201V112L202 113H200ZM204 110V111H203ZM262 111L261 113L259 112V111ZM179 111H182V113H188L187 115H184V114H182V116L183 117H180V115L181 114H179L180 112ZM193 112H194V110H192ZM50 112V113H49ZM144 112V113H143ZM161 112H163V113H161ZM171 112V113H170ZM194 112V113H195ZM230 112H232V114L230 113ZM246 112V113H245ZM37 114L39 113V112H36ZM51 113H53V115L51 114ZM146 113V114H145ZM203 113V114H204ZM214 113V114H213ZM37 114H35V117H38V115ZM146 115L147 117H142L143 115ZM150 114V115H149ZM163 114H164V116H163ZM193 114V113H192ZM229 114V115H228ZM243 114V115H242ZM255 114V115H254ZM259 114H261V115H259ZM42 115H44V116H42ZM46 115H48V116H46ZM157 115H159V117L157 116ZM160 115H162L163 117H161V118H163V120L161 121V120H159V119H161L160 118ZM166 115V116H165ZM167 115H168V117L170 118H168L167 117ZM178 115H179V117H178ZM232 115V116H231ZM239 115L242 117V118H240L239 117ZM46 116V117H45ZM125 116V117H124ZM174 116V117H173ZM176 116H177V118H179L178 120L176 119ZM196 118H195V117ZM225 116V117H224ZM237 116V117H236ZM248 116V117H247ZM251 116V117H250ZM253 116V117H252ZM261 116V117H260ZM52 119H51V118ZM123 117H124V119H123ZM157 117H158V119H157ZM164 117H166V119L164 118ZM185 117H187V118H189V117H194L195 119H197V120H195L194 121V119L192 120V119H187V118H185ZM201 117V118H200ZM203 117H207V118H203ZM215 117V118H216ZM234 117V119L235 118H237V119H239V120H244L245 118V121H242L241 122V124L237 121V119H235V121H237L236 123H239V124H237L236 125V123H235V125H234V123H232V122H230V123H226V122H228V121H234V119H232V118ZM243 117H245L244 119H243ZM49 118V119H48ZM123 120H122V119ZM168 118V119H167ZM183 118H185V119H187V120H184ZM214 118V119H215ZM227 119V120H225V119ZM256 118V119H255ZM42 119H44L46 122L47 121H49V122H45V121H43L42 122ZM46 119H48V120H46ZM145 119H151V120H153V119H155L156 120V122H150V123H153V124H150L149 122H148V124L146 123V125L145 124H143V123H145L144 122V120ZM172 119H175V120H172ZM204 120L203 121V123H207V125L205 124H203L202 123V121H200V120ZM206 119V120H205ZM232 119V120H231ZM52 120V121H51ZM57 120V121H56ZM124 120H126L125 121V124H124ZM128 120V121H127ZM143 120V121H142ZM171 122V123H168V125H166V123L167 122H169V121ZM173 122H172V121ZM176 120H177V122H176ZM181 120H182V122H181ZM189 120H192V122H193V124L195 123V125H193V124H191V121H189ZM247 120H249V121H247ZM253 120H255V121H253ZM54 121V122H53ZM185 121H186V124H184L185 123ZM217 121H222V123H219V122H217ZM257 121H258V123H257ZM120 122H122V124L120 123ZM143 122V123H142ZM162 122H165V123H162ZM197 122H201L200 124L199 123H197ZM224 122V123H223ZM245 122V123H244ZM255 122V123H257V124H255L256 126H254V124L253 123ZM44 123V124H43ZM120 123V124H119ZM158 123L159 125H157L156 126V124ZM161 123V124H160ZM227 124V126H226V124ZM83 124L85 125L86 123H84L83 122ZM150 124V125H149ZM184 124V125H183ZM201 125V127L200 126H196V125ZM232 124V125H231ZM261 124V123H260ZM126 125V126H125ZM141 125H145V126H142V127H140ZM190 125H192V126H194V127H192V128H190L189 126ZM203 125H204V127H203ZM213 125V126H212ZM226 127H225V126ZM234 125V126H233ZM163 126V128H161L164 132H162V130L160 129V130H157L158 128H160V127H162ZM167 127V128H164V127ZM186 126V127H185ZM188 126V127H187ZM198 127V128H196V127ZM258 126L260 127V128H258ZM152 127V128H151ZM155 127H157V129L155 128ZM249 127H250V130H249ZM253 127V128H252ZM150 128V129H149ZM154 128V131L155 132H157L158 133V131H159V133L161 132V135H159V133H158V135H156L157 133H155L153 130H151V129H153ZM169 128V130H167ZM186 128V129H185ZM191 130H190V129ZM210 128V129H209ZM212 128V129H211ZM221 128V129H220ZM225 129L224 131H222L223 129ZM258 128V129H257ZM149 129V130H148ZM156 129V130H155ZM182 129V131H184L183 133H181L182 131H180ZM246 129H248V130H246ZM89 130V129H88ZM87 130V131H88ZM138 132H137V131ZM143 130V131H142ZM147 132H146V131ZM175 130H177V131H175ZM207 130V131H206ZM217 130V131H216ZM228 130V131H227ZM232 132H231V131ZM134 131V132H133ZM146 133H145V132ZM168 131V132H167ZM171 131L173 132L172 133V135H170L171 134ZM186 131H189V132H186ZM211 131V132H210ZM215 131V132H214ZM234 131V132H233ZM110 131H108L107 133H109ZM116 132V134H117V131H115ZM130 132V133H129ZM132 132H133V136H135L136 134L137 135H139V136H135V138L132 136H130V135H132ZM142 132H144V133H142ZM153 132H154V134H153ZM167 132V133H166ZM223 132H224V135H222L223 134ZM90 133V132H89ZM88 133V134H89ZM126 133H129L128 134V136H127V134ZM135 133V134H134ZM149 133L151 134V136H149ZM179 133V134H178ZM217 133H219V135L217 134ZM93 133H90V135H92ZM141 134H143L142 135V137H141ZM147 136V137H144L145 135ZM152 134L154 135V138H155V135H156V138L159 136H161L160 138L158 137L157 139H154L153 137H152ZM163 134H164V136L165 137H167L168 136V138L167 139H164V136H163ZM168 134V135H167ZM213 135V136H210V135ZM217 134V135H216ZM262 135V136H258V135ZM174 135L175 136H177L178 135V137H174ZM192 135H193V137H192ZM206 135V136H205ZM220 135H222L221 137H220ZM256 135V136H255ZM170 136H171V138H172V136L174 137V139L176 140V141H174V139L172 138H170ZM181 138H180V137ZM187 136V137H186ZM196 136V137H195ZM200 137V138H197V137ZM251 136V137H250ZM138 137V138H137ZM143 140V139H145L146 140V142L144 141H142L140 138ZM189 137V138H188ZM211 137H214L215 139L213 140ZM254 137V138H253ZM132 138H134V139H132ZM150 138V139H149ZM178 138H180V140L178 139ZM183 138V139H182ZM185 138V139H184ZM219 138V139H218ZM221 138V139H220ZM1 139V138H0ZM127 139H129V141H130V143L128 142V140ZM138 139V140H137ZM151 139H153V140H151ZM163 139V140H162ZM170 139L173 141V142H171L170 141ZM204 140V142H203V140ZM252 139V140H251ZM107 140H109V142L110 143H108V141ZM112 142H111V141ZM137 141V142H135V141ZM152 142H151V141ZM178 140H179V142H178ZM184 141V142H182V141ZM187 140V141H186ZM196 140H197V142H196ZM199 140V141H198ZM213 142H212V141ZM68 141V140H67ZM70 141V140H69ZM116 143H115V142ZM127 141V142H126ZM133 141V142H132ZM140 141H141V143L143 142V143H145L144 145H142L141 143H140ZM153 141H154V143H153ZM164 141V142H163ZM165 141H166V144H168L167 146H169V143H170V148H169V150H168V147L165 145ZM195 141V142H194ZM211 141V144L209 143ZM254 141V142H253ZM73 142V141H72ZM132 142V143H131ZM151 142V143H150ZM155 142H157V143H155ZM167 142H169V143H167ZM175 142V143H174ZM182 142V143H181ZM202 142V143H201ZM70 143V145H72V143H71V141L69 142ZM126 143H128V144H126ZM135 143H136V145H139L138 146V148H137V146L135 145ZM149 143V144H148ZM175 145H174V144ZM184 143H185V145H184ZM209 143V146L207 145ZM124 144H126V146H125V148H123L124 146L123 145ZM131 144V145H130ZM154 144V145H153ZM155 144L157 145H159V146H161V148H159V146H155ZM176 144H177V146H179L180 145V147H176ZM190 145L191 147L192 146H194L195 144V146L193 147V150L195 151L196 150V148H197V150L196 151H198V153L196 152V154L194 155L195 157H197V158H195V157H190V155L192 156V154H194V152L192 153V154H187V151H192V149H191V147H185V146H187V145ZM191 144H193V145H191ZM206 144V145H205ZM109 145H108V147H109ZM112 145V146H113ZM120 145H122L121 147H120ZM165 145V146H164ZM182 145V146H181ZM198 145V147H196ZM131 146H134L133 148H135L134 150H135V152L133 153L132 152V148H130ZM143 146H145V147H143ZM147 146V147H146ZM156 147V150H153V149H155L154 147ZM171 146H174V147H171ZM203 146H205L204 148H203ZM140 147V148H139ZM150 147H153V151H155L154 153H156V154H151V153H153V151H151V148ZM167 147V148H166ZM184 147V148H183ZM196 147V148H195ZM113 148V149H112ZM126 148H128L127 150H126ZM148 148V149H147ZM176 148H178L177 149V151H176ZM179 148H183L182 150L181 149H179ZM190 148V149H189ZM195 148V149H194ZM43 149L44 148H41V149H39V150H41V152L39 151V150H37V149H35V150H31L30 152H28V155H29V165H30V168L34 171V173H36V174H41V172H42V174H43V172H44V170L48 173L50 170H51V168H52V166H50L51 165V162H50V159H49V157L45 154V153H43L42 151H43ZM90 149H93V151L92 152H87V150H89L90 151ZM144 149V150H143ZM150 149V150H149ZM167 149V150H166ZM170 149H172V150H170ZM185 149V150H184ZM198 149H200V151L198 150ZM116 152H115V151ZM125 150V151H124ZM138 150H140V151H138ZM144 152H146V150L147 151H149L148 153L149 154H147V153H142V151ZM164 150V151H163ZM179 150L181 151V152H179ZM33 151H35V152H33ZM37 151H39V153L37 152ZM123 151L125 152L124 154L125 155H127V156H124V155H122L123 154ZM136 151H138V152H140V153H137ZM151 151V152H150ZM161 151H163V152H161ZM168 151V152H167ZM169 151H171V152H169ZM175 151V152H174ZM183 151V152H182ZM184 151H186V152H184ZM38 154H40V155H36L37 153ZM115 152V153H114ZM128 152H129V154H128ZM201 152V153H200ZM119 153V154H118ZM127 153V154H126ZM133 153V154H132ZM161 153V154H160ZM167 153H168V155H167ZM181 153V154H180ZM186 153V154H185ZM136 154V156H133V155H135ZM138 154H140V157L139 156H137ZM144 154V155H143ZM151 154V155H150ZM164 154V155H163ZM173 154V155H172ZM198 154L200 155V156H198ZM110 155H111V157H110ZM116 156V157H113V156ZM121 155V156H120ZM129 155V156H128ZM159 155L160 156H162V157H159ZM167 155V156H166ZM171 155V156H170ZM180 155V157L178 158V157H176L175 159H173V157H175V156H179ZM141 156L143 157V158H145L144 160H143V158H141ZM181 156L182 157H185L184 159H181ZM30 157H32L31 159H30ZM38 157H40V158H38ZM98 157H99V159H98ZM106 157H109L108 159H106ZM188 157L190 158V159H188ZM36 160H35V159ZM105 158V159H104ZM111 158V159H110ZM114 158V159H113ZM161 158H162V161H161ZM166 158V159H165ZM263 158V159H262ZM70 160V161H67V160ZM103 159V160H102ZM115 159H116V161H115ZM160 159V160H159ZM165 159V160H164ZM172 159V161H170ZM178 159V160H177ZM179 159H181V160H179ZM192 159V160H191ZM211 159V160H210ZM87 160H91V161H88V162H90V163H86L87 162ZM96 160H98V161H96ZM100 160V161H99ZM110 160H112L111 162H110ZM114 160V161H113ZM140 160L142 161V163L140 162ZM159 160V161H158ZM164 160V161H163ZM175 160V161H174ZM93 161H94V163H93ZM107 161V162H106ZM111 163V167H109L110 166V163ZM118 161V162H117ZM129 161V162H128ZM146 161V162H145ZM147 161H149V162H151L152 161V163L153 164H156L157 163V161L159 162V163H157V166H161V164H165V166H167L168 168H170L171 170L172 169H174L175 171H171V170H168L167 169V167H166V169H165V166L164 167H162V169L161 168H158L157 166V169H156V167H154L155 165H153V167H152V165H151V167H149V165L151 164V163H149V162H147ZM156 161V162H155ZM161 161V162H160ZM174 161V162H173ZM192 163H191V162ZM210 161H212V163H214V164H212ZM50 162V163H49ZM65 162V161H64ZM99 162H102L103 164L101 165V167H102V169H101V167H100V165L99 164H101V163H99ZM119 163V164H117V163ZM124 162H126V164L124 163ZM133 162H135V163H133ZM137 162V163H136ZM140 162V163H139ZM170 162V163H169ZM172 162V163H171ZM263 162V163H262ZM112 163H114L113 165H112ZM115 163H116V165H115ZM121 163H124V164H121ZM128 163H129V165L131 164H143V166H141V165H138L139 166V168H138V166H136L135 165V168H134V171L135 172H137L136 174H138V176H140L141 175V178L139 177V179H136L135 180V182L133 183V185L132 184H128V183H130V182H128V181H131L133 178H131L132 176H129L128 178L126 177H124V178H122L121 180H119L117 183H118V185H119V187H121V186H124V184H125V186H127V184H128V186L126 187L127 189L128 188H130L129 190H131L132 189V187L134 186H137V187H141L142 188V186H143V188H144V186L145 187H147V189H145L144 188V190L145 191H143V188H142V191H141V189H140V194L139 195H137V196H134L133 198H132V200L130 201H128V203L129 204H134V208L136 209V210H134V211H136V214H134V216H133V220L131 221V222H125V221H123V220H118V219H121V218H119L120 216L118 215L117 216V214H115V215H113L114 216V218H113V216L110 214V212H109V210H114V209H116L115 207H117V206H120V205H117V204H115V205H113V206H115V207H113V206H111V208L109 209V208H104V209H100L99 211H100V218H102L101 220H103L102 221V227H99V230H100V228L102 229V230H98V229H94V231L95 232H93V230H92V228L91 229H89L90 228V226H85L84 225V223H86L87 221H88V219H91V220H93V217H95V215L97 214V212L96 211H98V210H94V209H92V207H94V206H92V204L93 203H96V201L97 200H95L94 199V196H92L93 195V191H94V189H97L98 187L100 188V186H101V188L100 189H105V188H109L110 186H109V184H113V183H115V181L117 180L116 178V172H118L117 170L118 169H116L117 167H112V166H117L118 165V167L119 166H121V167H124L125 165V171H123V173H122V176L124 175V173L126 172V167H128L129 165H128ZM146 163H149V164H146ZM176 163H178V164H176L177 166H180V165H182V166H184V167H177L175 164ZM198 165H197V164ZM211 163V164H210ZM48 164H50V165H48ZM104 164H107V167H106V165H104ZM109 164V165H108ZM145 164H146V166H145ZM172 164H174V165H172ZM193 164V165H192ZM195 164V165H194ZM241 164V165H240ZM94 165H96L95 167H94ZM99 165V166H98ZM104 165V166H103ZM185 165H187V167L185 166ZM240 165V166H239ZM68 166V167H69ZM91 166V167H90ZM98 166V167H97ZM145 166V168H143L142 169V167H144ZM159 166V167H160ZM173 166V167H172ZM198 166V167H197ZM204 166H205V168H204ZM242 166V167H241ZM71 167H73L72 169H71ZM93 167V168H92ZM98 169H97V168ZM108 167L111 169L112 168V170H110V169H108ZM148 167V168H147ZM172 167V168H171ZM213 167V168H212ZM261 167H263V168H261ZM94 168H95V170H94ZM105 168V169H104ZM107 168V169H106ZM164 168V169H163ZM180 168V169H179ZM185 168H186V170H185ZM193 168V169H192ZM200 168V169H199ZM208 168V169H207ZM149 171V174H148V172L146 171ZM176 169H178L177 171H176ZM194 170V172L192 171V170ZM213 169V170H212ZM235 169H237V174H236V172H235ZM143 170H145V171H143ZM161 170H163V172H161ZM167 170V171H166ZM182 170H184L183 172H182ZM192 171V172H189V171ZM199 170V171H198ZM206 170V171H205ZM209 170H211V171H209ZM39 171H40V173H39ZM116 171V172H115ZM155 171H156V173H155ZM157 171H159V172H157ZM164 171H166V172H164ZM145 172V173H144ZM147 172V173H146ZM175 172H177V173H175ZM182 172V173H181ZM201 172V173H200ZM206 172H208V174L206 173ZM45 173V172H44ZM140 173H142V174H140ZM144 173V174H143ZM151 173L152 174H154V175H152L151 176ZM158 173V174H157ZM165 173V175H163ZM187 173V174H186ZM188 173H190L189 174V176H188ZM197 173V174H196ZM213 173V174H212ZM41 174V175H42ZM64 174H65V177H64ZM140 174V175H139ZM157 174V175H156ZM211 174L213 175V176H211ZM66 175H67V177H66ZM114 175V176H113ZM117 175H118V177H119V173H117ZM149 175V177L147 178V176ZM205 175V177H207V178H209V177H216L215 178V180L214 179H212L213 181H211V179L210 180H206V178L205 177H203V176ZM209 175V176H208ZM232 175V176H231ZM233 175H235L234 177H233ZM259 176V178L257 177V176ZM45 176V175H44ZM51 174H50V172L48 173V174H46V176L45 177H48V179H50L51 177ZM73 176H74V178H73ZM143 176V177H142ZM154 176V177H153ZM187 176V177H186ZM229 176H231V177H229ZM253 176V177H252ZM42 177H43V175H42ZM45 177H43L44 179H43V181L44 182H46V178ZM69 177L71 178L70 180H69ZM146 177V178H145ZM152 177V178H151ZM156 177V179L158 180H156V179H154ZM175 177V178H174ZM202 177V178H201ZM228 177V178H227ZM233 177V178H232ZM235 177H239L238 178V180H234V179H237V178H235ZM250 177H252V178H250ZM256 177V178H255ZM64 178H66V179H68L69 181H70V183L72 184H70V183H68L67 181L66 182H64ZM161 178H163V179H161ZM185 180H184V179ZM188 178H189V180H188ZM221 178V179H220ZM227 178V179H226ZM232 178V179H231ZM263 179V180H261V179ZM47 179V180H48ZM131 179V180H130ZM169 179V180H168ZM175 179V180H174ZM177 179V180H176ZM216 179L218 180L217 182H216ZM223 179V180H222ZM253 179H255V180H253ZM93 180H95V181H97V183H95ZM166 180H168V181H166ZM172 181V183H170L169 181ZM180 180H184L183 182L182 181H180ZM260 180H261V182L262 183H259L260 182ZM32 181H35L34 183H36V180H32ZM92 181V182H91ZM126 181V182H125ZM160 181H162V182H160ZM179 181V182H178ZM237 181V182H236ZM63 182V183H62ZM164 182L166 183L165 185H164ZM167 182H169V184L167 183ZM173 182L175 183V184H173ZM32 183V182H31ZM34 183H33V185H34ZM156 183L158 184V183H162L163 184V186H166L167 185V187L165 188V187H163L162 186V184H158V186L157 187H155L156 186ZM189 183V184H194V185H196V190H194V189H190L189 187H188V185L187 184ZM198 183H201L202 184V186H201V188H198L197 186L199 185L200 186V184H198ZM222 183V184H221ZM229 183V184H228ZM69 184H70V186H69ZM75 185V189L73 188V186ZM152 184V185H151ZM198 184V185H197ZM230 184H232V185H230ZM233 184H238L237 186L236 185H233ZM244 184V185H243ZM257 184V185H256ZM65 185V186H64ZM150 185V186H149ZM182 185V186H181ZM61 186H63V188L64 187H67V186H69V188L67 187L66 189H61ZM90 186H92V187H90ZM109 186V187H108ZM162 186V187H161ZM186 186V187H185ZM221 188H220V187ZM233 186V187H232ZM236 186V188H234ZM249 186V187H248ZM24 187V188H23ZM72 187V188H71ZM92 188L93 190H91L90 188ZM152 187V188H151ZM159 187V188H158ZM184 189H183V188ZM204 187V188H203ZM231 187V188H230ZM241 189H243V191L242 190H240V188ZM79 188V189H78ZM151 188V189H150ZM155 188V189H154ZM156 188H158V189H156ZM175 188H177V189H175ZM182 188V189H181ZM185 188H186V190H185ZM230 188V189H229ZM232 188H234V189H232ZM68 189H71L70 191L72 192H75V194L73 195L70 191H67ZM78 191H77V190ZM85 189V191L87 192H83V190ZM99 189V190H100ZM170 189V190H169ZM206 189V190H205ZM240 191H239V190ZM88 190H90V191H88ZM151 190V191H150ZM217 190H219V192H220V197L218 196V193L219 192H216ZM228 190L230 191L231 190V194L229 193V194H227V192H228ZM238 190V191H237ZM247 190H248V192H250V194H252V196L250 195V194H248V193H246V194H244V192L246 191L247 192ZM13 191H14V193H15V197L13 196L14 194H13ZM76 191H77V194L78 193H80L81 195H77L76 194ZM81 191V192H80ZM177 191H179V192H177ZM187 192V196H185L184 198L183 197H181L180 196V194L182 193V192ZM208 192L206 195H203L201 198H198L199 197V194L200 193H202V192ZM211 191V192H210ZM213 191H214V193H213ZM233 191H234V193H233ZM237 193H236V192ZM242 191V192H241ZM8 192H12V196L11 195H9V197L10 198H8V195H7V193ZM66 192V193H65ZM83 192V193H82ZM90 194H89V193ZM147 192V193H146ZM149 192V193H148ZM151 192V193H150ZM154 192V193H153ZM155 192H157V193H155ZM167 192V193H166ZM239 192V193H238ZM9 193V194H10ZM60 193V192H59ZM63 193H65L66 195L68 194V195H71V197H69L68 195H67V197H65V199H68V197H69V204L68 203H66V200L64 199V196L65 195H63ZM70 193V194H69ZM143 193V194H142ZM159 193H160V195H159ZM227 194V196H228V198L230 197V199L228 200V198L226 197V199H227V202L225 201L226 199H224V202H223V198H225L224 196V194ZM241 193H242V195H241ZM253 193L255 194V195H253ZM263 193V194H262ZM45 195L47 194V192L46 193H44ZM88 194H89V196H88ZM141 194H142V196H141ZM168 196H167V195ZM173 194V195H172ZM214 194H215V196H214ZM238 196H240V197H237V195ZM60 195H62V196H60ZM87 195V196H86ZM222 195V196H221ZM224 195V196H223ZM243 195H244V197H243ZM245 195H246V198H247V196H251L252 198H250L249 199V197L246 199L245 198ZM256 195H259L258 197H256ZM262 195V196H261ZM32 196H34L35 198H38V200L37 199H34ZM37 196V197H36ZM85 196H86V198H85ZM152 196V197H151ZM155 196H158V197H156V199H155ZM161 196H162V198H161ZM173 196V197H172ZM208 196V197H207ZM253 196H255L256 198H257V202L258 203H255V200H256V198H255V200H254V197ZM261 196V197H260ZM91 197V198H90ZM171 197V198H170ZM187 197V198H186ZM212 197H213V199H212ZM214 197H216L215 199H214ZM223 197V198H222ZM231 197L233 198V201H232V199H231ZM242 197V198H241ZM260 197V198H259ZM63 198V199H62ZM152 198V199H151ZM168 198V199H167ZM218 198V199H217ZM221 198V199H220ZM238 198H240L238 201H236ZM243 198L245 199V200H243ZM263 198V199H262ZM9 199V200H8ZM13 200V203L11 204V200ZM60 199H62V200H60ZM90 199V200H89ZM94 199V202L93 203H91V202H88V201H91V200H93ZM155 199V200H154ZM189 199V200H188ZM197 199H198V202H197ZM214 200V201H212V200ZM242 199V200H241ZM249 199V200H248ZM33 200V203L31 202ZM37 200V201H36ZM64 200V201H63ZM68 200H67V202H68ZM135 200V201H134ZM141 200V201H140ZM154 200V201H153ZM162 200H165V203H164V205L162 204ZM206 200V201H205ZM208 200V201H207ZM212 202H211V201ZM215 200H219V201H215ZM231 200V201H230ZM246 200H247V202H246ZM24 201H26L27 203L25 204L24 203ZM57 203H56V202ZM142 201H143V203H142ZM146 202V205H144V203ZM147 201H151L152 202V204H149V202H147ZM228 201H230L229 203L231 204H226V203H228ZM245 201V202H244ZM263 203H262V202ZM9 202H10V204H11V206H10V204H9ZM15 202H17V203H15ZM22 202V203H21ZM31 202V204H29ZM60 202H62V204L63 205H61V203ZM63 202H65V203H63ZM150 202V203H151ZM155 202V203H154ZM156 202H158L157 204H158V206H156ZM161 204H160V203ZM216 202H217V204H216ZM234 202V203H233ZM35 203V204H34ZM60 203V204H59ZM73 203V204H72ZM74 203H76V204H74ZM91 203V204H90ZM135 203H137V205L135 204ZM140 203V204H139ZM148 203V204H147ZM210 203H212V204H214L213 206L210 204ZM218 203H221V204H218ZM244 203V204H243ZM260 203V204H259ZM9 204V205H8ZM16 204H19V205H17L16 206ZM55 204H57L56 206H55ZM59 204V205H58ZM77 204H78V206H77ZM83 205V207H82V209H81V207H80V205ZM90 204V205H89ZM170 204V205H169ZM224 204H226V205H224ZM3 205V206H2ZM15 205L16 207H13V206ZM29 205H31V206H29ZM43 207H42V206ZM68 206V205H70L69 207H66V206ZM72 205V206H71ZM75 205H76V207H75ZM81 205V206H82ZM84 205H86V206H84ZM154 205V206H153ZM173 205V206H172ZM182 205V206H181ZM198 206V208H196L195 206ZM200 205H201V207L203 208V206H204V208L203 209H200L201 207H200ZM220 205V206H219ZM223 205V206H222ZM230 205V206H229ZM248 205V206H247ZM8 206V207H7ZM33 206V207H32ZM53 206H55V207H57L56 209H55V207H53ZM63 206H65V207H63ZM90 206H92V207H90ZM156 206V207H155ZM170 206V207H169ZM181 206V207H180ZM214 206H216V207H214ZM247 206V207H246ZM12 209H11V208ZM28 207H23V206H21L20 208L22 209V208H24L23 210H25V208H28ZM32 207V208H31ZM70 207H71V209H70ZM159 207V208H158ZM186 207H187V209H186ZM66 209V211H64L65 209ZM72 208H76V209H72ZM78 208V209H77ZM89 210H88V209ZM91 208V209H90ZM214 208V209H213ZM217 208H222L221 210L220 209H217ZM239 208V209H238ZM9 209H11V210H9ZM55 209V210H54ZM62 209H64V210H62ZM69 209L71 210L70 212H69ZM87 209V210H86ZM109 209V210H108ZM186 209V210H185ZM238 209V210H237ZM248 209V210H247ZM40 210H41V212H40ZM72 210H76L75 212L77 213V215H76V213L75 212H73L72 213ZM85 210H86V215L85 214H83L84 212H85ZM140 210V211H139ZM172 212H171V211ZM189 210V211H188ZM213 210H214V212H213ZM247 210V211H246ZM26 211H28V209L27 210H25L24 212H26ZM33 211H34V213H33ZM54 211H56V213L54 212ZM58 211H61L60 213L62 214V216L63 217H65V218H63L62 216V219L60 218V217H58V216H60L59 214V212ZM62 211H64V212H62ZM80 211H81V215L83 216H81L80 215ZM89 211H91L92 213L90 214H88V212ZM102 211V212H101ZM116 211V210H115ZM144 211H146V213H143ZM192 213H191V212ZM195 211V212H194ZM201 211V212H200ZM217 211V212H216ZM225 211V212H224ZM241 211H242V213H241ZM245 211V212H244ZM96 212V213H95ZM114 212V211H113ZM166 212V213H165ZM184 212V213H183ZM236 212V213H235ZM33 213V215L34 214H36L37 216H33V215H31ZM59 213V214H58ZM67 213H69V214H73L74 216H76V217H74L73 218V215H68ZM148 213H150V214H148ZM170 213V214H169ZM186 213H187V215H186ZM190 213H191V215H190ZM222 213H223V216H224V218L223 217H221L222 216ZM58 214V215H57ZM93 214V215H92ZM143 214V215H142ZM151 214L153 215V216H155V217H152L151 216ZM160 214H161V216H160ZM185 214V215H184ZM221 216H220V215ZM262 214V215H261ZM88 215V216H87ZM105 216V218H104V216ZM109 215L110 216H112L111 218V220H110V218H109V220L106 218V217H109ZM149 215V216H148ZM162 215H164V216H162ZM228 215V216H227ZM231 215V216H230ZM233 215V216H232ZM234 215H235V217H239V215H240V219L238 220V218H235L234 217ZM242 215H245V216H242ZM72 216V217H71ZM86 216V217H85ZM140 216V217H139ZM157 216V217H156ZM185 216V217H184ZM186 216L187 217H189V219L187 218L186 219ZM196 216H198V217H196ZM216 216H217V218H216ZM248 216H250V218L248 217ZM252 216V217H251ZM3 217H6V214H5V216H3ZM36 217V218H35ZM85 217V218H84ZM89 217H91V218H89ZM116 217H117V219H116ZM148 217V218H147ZM152 217V218H151ZM165 217V218H164ZM182 217V218H181ZM191 217H193V218H191ZM197 219H196V218ZM209 217V218H208ZM225 217H234L235 219H237L238 221H240V222H242V223H244L243 225L246 227H244L243 225H241L240 223L239 224H237V220H235L234 218V222L232 223L231 222V220L229 219L228 220V218H225ZM7 218V217H6ZM33 218H35V219H33ZM58 218V219H57ZM150 218V219H149ZM156 218V219H155ZM60 219H61V221H60ZM65 219H66V222H64L65 221ZM68 219V220H67ZM69 219H72V220H69ZM148 219V220H147ZM153 219V220H152ZM160 219V220H159ZM210 219V220H209ZM212 219V220H211ZM226 219V221H224ZM245 219H246V221H248V223L245 221ZM248 219V220H247ZM254 219V220H253ZM4 220H6L5 218H4ZM33 220H35L36 222L35 223H33ZM40 220V221H39ZM115 222H114V221ZM118 220V222L120 223L121 221V223L123 224V225H126V226H123V225H121V223L119 224V223H117L116 221ZM150 220H151V222H153L154 224H150L151 222H150ZM155 220H157V221H155ZM159 220V221H158ZM180 220H182V221H180ZM188 220H190V222H187ZM192 220V221H191ZM244 220V221H243ZM67 221H68V223H67ZM73 221V222H72ZM80 223V225H79V223ZM83 221H85L84 223H82ZM105 221V222H104ZM197 222L198 223V225H196L197 223H194V222ZM218 221V222H217ZM221 221H223V222H221ZM229 221V222H228ZM236 221V222H235ZM32 222V223H31ZM38 222V223H37ZM76 222V223H75ZM133 222V223H132ZM136 222H137V224H136ZM160 222H162V223H160ZM181 223V225H178V224H180ZM186 222V223H185ZM227 222V223H226ZM246 222V223H245ZM57 223H62L61 224V226H65L64 228L66 229H64L63 230V234H64V232H65V237L67 238V237H69L70 235H71V233L75 236V234L73 233V230H74V232L76 233V235H77V232L78 233H82L81 235L84 237H82V236H80V235H78V236H75L76 238L78 237V239L79 238H82V239H80V241L78 240V239H76V238H72L73 236H70L69 238H67V239H69V241H65V242H63V239H62V234H60V235H58V236H60L59 238H60V242L59 241H56V240H58V236H56V237H54V239L55 238H57V239H50V236H49V233H50V231H51V228L53 227L52 225H57ZM74 223V224H73ZM141 223H142V226H141ZM160 223V224H159ZM191 223V224H190ZM201 225H200V224ZM210 223V224H209ZM229 223H232V224H229ZM41 224V225H40ZM60 224H58V226L60 225ZM84 226H83V225ZM106 224H108V225H106ZM117 224V225H116ZM118 224H119V226H118ZM129 224H130V227H131V225H133V227L135 226V228H139L138 230V235H140V233L142 232V231H144V233L142 232V235H143V239H142V235H140V237L136 234V236L132 233V230L133 229H130V227H129ZM157 224H159L158 226H156ZM186 224V225H185ZM190 224V225H189ZM55 225V226H56ZM116 225V226H115ZM161 225H162V227H161ZM172 225H177V226H180V228H182V229H175L174 227L173 228H171L172 227ZM195 225V226H194ZM200 225V226H199ZM57 226V227H58ZM78 226H80V229H79V227ZM108 226V227H107ZM121 226V227H120ZM145 226V227H144ZM185 226V227H184ZM191 226V227H190ZM194 226V227H193ZM223 226H224V228L226 229V230H224L223 229ZM239 226V227H238ZM241 226V227H240ZM88 229H87V228ZM111 227V228H110ZM147 227H148V229H147ZM158 227H160V228H158ZM168 227V228H167ZM202 227V228H201ZM205 227H206V229H205ZM209 227V228H208ZM44 230H43V229ZM82 228V229H81ZM86 228V229H85ZM111 229L112 230V232H111V230L109 229V230H106V229ZM118 228V229H117ZM185 228H189L191 231H189L190 233L193 231V233H188V232H186V231H188V229H186L185 230ZM201 228V229H200ZM220 228V229H219ZM242 228V229H241ZM244 228V229H243ZM36 229V230H35ZM38 229H42L41 231L40 230H38ZM46 229H47V231H48V229H49V232L48 233H46V234H44V232L46 231ZM53 229H56V227H53ZM85 229V230H84ZM104 229H105V232H104ZM119 229H121V230H119ZM131 231H130V230ZM148 231H146V230ZM151 231H153V232H151ZM156 229H158L157 231H159V234H158V232L156 231ZM173 229V230H172ZM174 229L176 230V231H174ZM203 229V230H202ZM231 229V230H230ZM38 230V231H37ZM82 230V231H81ZM86 230H89V232L90 233H88V231H87V233H88V235H87V233H86ZM115 230V231H114ZM180 230V231H179ZM44 231V232H43ZM46 231V232H47ZM69 231H71V232H69ZM103 231V232H102ZM109 231L111 232V234H109ZM149 231H150V233L152 234V235H149L148 236V234H150L149 233ZM170 231V232H169ZM174 231V232H173ZM181 231H184V232H182L181 233ZM207 231V232H206ZM56 232V230H53L52 231V233H55ZM85 232V233H84ZM93 232V233H92ZM178 233V235L179 236H177V233ZM205 232V233H204ZM40 233V234H39ZM42 233V234H41ZM96 233V234H95ZM107 233V234H106ZM128 235H127V234ZM145 233H148L147 235L145 234ZM169 233V234H168ZM171 233V234H170ZM185 233V234H184ZM188 233V234H187ZM99 234V235H98ZM104 234H106L107 236H108V234L110 235L109 236V238H107L106 237V235H104ZM116 234V235H115ZM119 234V235H118ZM124 234V236L122 237V238H124L123 240H122V238H121V236ZM161 234V235H160ZM182 235V237H180L181 235ZM187 234V235H186ZM209 234V235H208ZM45 235V236H44ZM53 235V234H52ZM67 235V236H66ZM93 235V236H92ZM98 236V237H96V236ZM126 235V236H125ZM146 235V236H145ZM164 235H166V236H164ZM172 235H174V236H172ZM183 235H185V236H183ZM210 238H208L207 236ZM226 236L227 237V239H224V238H226V237H222V236ZM229 235H230V238H228L229 237ZM80 236V237H79ZM113 238H112V237ZM114 236L117 238L115 241H113L115 238H114ZM129 237V238H126V237ZM134 236H135V238H134ZM177 236V237H176ZM24 237V238H25ZM85 237L87 238L88 237V239H89V243H90V241L92 242V246L90 245V244H88V242L87 243H85L84 244V246L86 245V249L88 248L90 251H88V250H86V249H84L83 248V245L81 244V242L82 243H84V242H86V241H88V239H85ZM94 237V238H93ZM103 237V238H102ZM104 237H106V238H104ZM111 237V238H110ZM140 239H142V240H144V237H146V239L144 240V241H141L140 242V244L138 243V240H139V238ZM149 237H150V239L152 238L153 240L154 239H157V242L155 243V240L154 241H152V239L151 240H149ZM168 237H169V243H167L166 241H168ZM178 237H179V240H181V238H182V240L183 239H185V240H181V242H183V243H181L179 240H178ZM138 238V239H137ZM192 238V239H191ZM222 238V239H221ZM96 239H98V240H96ZM126 239V241H124ZM131 239V240H130ZM172 239V240H171ZM174 239H175V241H174ZM71 240H76V241H74L73 243H74V245L71 243L70 244V242H71ZM95 240H96V242H95ZM112 240V241H111ZM124 241V242H122V245H121V242H119V241ZM134 240V241H133ZM147 240V241H146ZM177 240V241H176ZM206 240V241H205ZM209 240H211L210 242H208ZM231 240H233V241H231ZM100 241V242H99ZM116 241H117V243H116ZM161 241H162V243H161ZM204 241V242H203ZM231 241V242H230ZM24 242V243H25ZM63 242V243H62ZM78 242H80V244H77ZM114 242H115V246L113 245V247H111L112 246V244H114ZM220 242V243H219ZM25 243V244H26ZM94 243V244H93ZM152 243V245H150ZM178 243H179V246H178ZM181 243V244H180ZM207 243V244H206ZM56 244H58V246L59 247H57V245ZM65 244H66V246L67 247H64L65 246ZM67 244H69V245H67ZM79 246V249H76L75 247H77V245ZM88 244V245H87ZM125 244H126V246H125ZM132 244H135V245H132ZM137 244H139L137 247H136V245ZM144 244V245H143ZM148 244V245H147ZM157 244V245H156ZM160 244H162V245H160ZM183 244V245H182ZM210 244V245H209ZM229 244V245H228ZM56 245V246H55ZM82 245V246H81ZM89 245H90V247L91 248H89ZM97 245V246H96ZM142 245V246H141ZM154 245V246H153ZM161 246V248H159L160 246ZM168 245V246H167ZM182 245V247L180 248V246ZM191 245H192V247H191ZM193 245H195V246H193ZM215 245V246H214ZM62 246V247H61ZM72 246V247H71ZM73 246H74V248L76 249H74L73 248ZM118 246H121V247H118ZM129 246V247H128ZM140 246L142 247V249L140 248ZM153 246V247H152ZM157 246V247H156ZM210 246H211V248H210ZM212 246H213V248H212ZM217 246V247H216ZM50 247H51V249H50ZM53 247V248H52ZM105 247V248H104ZM116 247V248H115ZM118 247V248H117ZM136 247V248H135ZM166 247V249L168 248V249H170L169 250V252H168V250H163L162 248H165ZM198 248V249H192V248ZM199 247H201V248H199ZM226 249H225V248ZM231 247V248H230ZM237 247H239V248H237ZM56 248V249H55ZM58 248H59V250H58ZM73 248V249H72ZM107 248H109V250L107 249ZM120 248V249H119ZM134 248V249H133ZM157 248H159V249H157ZM236 248V249H235ZM55 249V250H54ZM64 250V251H62L61 253H60V251L61 250ZM98 249V250H97ZM100 249V250H99ZM127 249H129L128 251H130L131 250V252L130 253H132V255L130 254V255H127V256H124L123 255V253L124 252H122V251H127ZM136 249H140V250H136ZM144 249H146V251H144ZM172 249V250H171ZM176 251H175V250ZM177 249L179 250L180 249V251H177ZM183 249V252L181 251ZM185 249V250H184ZM204 249V250H203ZM228 249V250H227ZM241 249V250H240ZM29 250V251H28ZM45 250V251H44ZM50 250H52V251H50ZM54 250V251H53ZM58 250V251H57ZM65 250H69V251H65ZM75 250V251H74ZM78 250H80V251H78ZM133 250L135 251V252H133ZM143 252H142V251ZM159 250V251H158ZM173 250H174V252L175 253H173ZM190 250H194V251H190ZM197 250H200L201 251V253L202 252H204L203 253V255L200 253V251L199 252H197ZM206 250V251H205ZM209 250H211V252H213L212 253V255L210 254L211 252H209ZM213 250V251H212ZM225 250V251H224ZM227 250V251H226ZM44 251V252H43ZM79 253H78V252ZM81 251H83V252H81ZM85 251H87V252H85ZM106 252V254H105V252ZM138 251V252H137ZM149 251V252H148ZM157 251V252H156ZM207 251L209 252L208 253V255H207ZM245 251H247V252H245ZM41 252H43V253H41ZM68 252V253H67ZM92 254H91V253ZM140 252V253H139ZM240 252H241V254H240ZM76 253V254H75ZM99 253V254H98ZM111 253H112V255H111ZM116 253H118V254H116ZM122 253V254H121ZM145 253H149V255L148 256H146L147 254H145ZM157 253V254H156ZM177 253H179V254H177ZM196 253V254H195ZM197 253H198V256L199 257H197ZM201 255H200V254ZM249 253V254H248ZM61 254V255H60ZM69 254V255H68ZM153 254V255H152ZM162 254V255H161ZM174 254V255H173ZM210 254V255H209ZM217 254V255H216ZM233 254V255H232ZM258 254V255H257ZM56 255H58V256H56ZM64 255V256H63ZM107 255V256H106ZM137 255H139V256H137ZM146 256L147 258H143V256ZM155 255H157V256H155ZM160 255H161V257H160ZM180 255V258L181 259H179V257H177V256H179ZM196 257H195V256ZM218 255L222 258H220V257H218ZM255 255V256H254ZM261 255H263V256H261ZM109 256V257H108ZM180 260V261H178V259L176 258V257ZM207 256H209V258H207ZM215 256V257H214ZM217 256V257H216ZM86 259H85V258ZM89 257H91L92 259H90ZM102 257V258H101ZM104 257V258H103ZM108 257V258H107ZM123 257V258H122ZM126 257H130V258H126ZM139 257L140 259H137V258ZM194 257V258H193ZM210 257H212V259L213 258H215V259H213V261H212V259L210 258ZM68 258V259H67ZM75 258V259H74ZM85 259L86 260V262L84 263L83 261V259ZM90 260H89V259ZM101 259V261L99 260V259ZM196 258V260H194ZM208 260H207V259ZM220 258V259H219ZM229 258V259H228ZM235 258V259H234ZM72 259H73V261H72ZM97 259V261H95ZM123 259V260H122ZM144 259V260H143ZM152 259V260H151ZM154 259V260H153ZM159 259H162V261L161 260H159ZM164 259V260H163ZM170 259V260H169ZM186 261H185V260ZM192 259V261H190ZM218 259H219V261H218ZM94 260V261H93ZM122 260V261H121ZM136 260V261H135ZM166 260H169V261H166ZM204 260V261H203ZM230 260H234V261H230ZM243 260V261H242ZM141 261V262H140ZM156 261V262H155ZM157 261H159V262H157ZM164 261V262H163ZM176 261H177V263H176ZM196 261V263H194ZM200 261V262H199ZM206 261H208V262H206ZM212 261V262H211ZM217 263H216V262ZM73 262V263H72ZM93 262V263H92ZM120 262V263H119ZM137 262V263H136ZM152 262V263H151ZM161 262V263H160ZM163 262V263H162ZM186 262V263H187ZM206 262V263H205ZM246 262V263H245ZM171 264H172V262H170ZM191 263V264H192ZM222 263V262H221ZM99 264V263H98Z\"/></svg>",
    "mask_w": 264,
    "mask_h": 264
},
{
    "label": "snow or ice",
    "instance_id": "3",
    "mask_svg": "<svg viewBox=\"0 0 264 264\" xmlns=\"http://www.w3.org/2000/svg\"><path fill=\"white\" fill-rule=\"evenodd\" d=\"M111 7V6H109ZM204 11H207L208 6L205 4L202 6ZM132 15H135V13H132ZM259 17H260V28H261V32L257 33L255 35H264V7L261 8V11L259 13ZM125 23H127V21H125ZM262 44H264V41H262ZM125 50H127V46H125ZM261 80H264V73L261 74ZM113 187H115V185H113ZM131 219V217H129V220ZM17 225H19V221H17ZM18 255V252L16 253Z\"/></svg>",
    "mask_w": 264,
    "mask_h": 264
}]
</instances>
